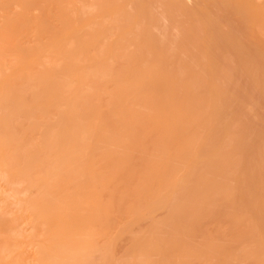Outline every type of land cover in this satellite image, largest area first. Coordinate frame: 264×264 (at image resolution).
I'll use <instances>...</instances> for the list:
<instances>
[{"label":"rangeland","instance_id":"obj_1","mask_svg":"<svg viewBox=\"0 0 264 264\" xmlns=\"http://www.w3.org/2000/svg\"><path fill=\"white\" fill-rule=\"evenodd\" d=\"M55 1V0H54ZM122 1L123 0H119V2H118V4L114 7V9H111V11L113 12H110L112 15L114 14V16H116V17H114V16H111V14H110V16L112 17V18H114L115 20H117V19H120V18H117V16L118 15H120L121 14V12H123V10L124 11H130V14L133 16H125L126 18H128V19H130L129 17H132V23H131V21L130 20H128V23L127 24H125V23H123V24H125L126 26H122V24H121V28H119L117 31L116 30H114V31H116L115 33H113V35H111V33H110V28H112V26L113 25H111L112 23L114 24L115 23V21L113 20V19H111V20H113V21H111L109 18H105L104 16L103 17H99L100 18V20L101 19H103V18H105L104 19V23L102 22V20H101V22L103 23H101L100 22V20L99 19H97L95 22L97 23V24H99L98 22H100L101 24L99 25V27H98V25H96V28L94 27V26H92V24L90 25V29H96L95 31H97V29H98V32H95L96 33V37H88V39L86 38L87 36H89L88 35V33H87V36L83 39L84 41L86 40H89V41H87V43L88 44H90L91 43V45H93L94 44V46L96 45L95 44V42H94V40L93 39H95V40H97V36H98V34H99V37H105V36H107V33L109 32L110 33V35L108 34V37H105L106 39L108 38L109 40L107 41L106 39H104L106 42H108V44L111 46L110 48H111V50H109L108 52H106V55H107V57H109L110 58V56H111V53H115L114 55H116V53L118 54L119 52L117 51V52H115V51H113V52H111L112 50H115V48L117 47V45L119 46V44H122V47H125L126 49H129V52L128 53H132L133 55H134V59L136 60V62L139 60H141V62H137V63H140V64H142V63H144L143 65H147V66H150L149 67V69H151V73H149L148 75L150 76H148L149 77V81H150V83L153 85V88L151 89V91H150V89H149V87H145V86H138V84L137 83H135L136 85H137V87H136V85H134L133 86V81L132 82H130L129 83V79L131 78V76L133 75V72L132 73H130L131 71L130 70H126L125 69V72H127V74H125L124 73V75H122L121 76V74L119 75V76H121V78H118V76H114L113 78H109V79H107V80H102L100 83H101V85H103L102 87H105L104 85H106L107 83H110L111 85L113 84V82H116L114 85L115 86H117L118 88L120 87V89H119V91H120V95L119 94H116V93H118V92H116L117 90V88L116 87H113V86H110V87H112V89H114V88H116L114 91L109 87V85L110 84H107L108 85V87L110 88V91H109V88H105V92L108 94H106L105 92H103V91H101V93L102 94H98L99 96L101 95L102 97H104V98H102L101 97V99H99L100 97L98 96V100H102L101 101V103H99L100 101H98V106H97V108L101 111H104L105 110V113H106V115L104 114V118H101L102 117V114L101 113H97L98 112V110H97V115H95V120H93V122L92 121H89V122H91V123H88V124H86L87 123V120H90V118L89 119H86V123H85V125L87 126V125H89L90 126V124L92 125L95 121H96V123H95V125H93L92 127L94 128V130H93V128L90 126V128H89V130H88V132H90L91 130V128H92V132L89 134H87V141L86 140H84L85 141V145L86 146H88L87 147V152H86V150H85V153H84V155L85 156H83V157H86V158H84L83 159V163H85V161H86V163H85V165H84V167H83V172H85L86 170H90L91 168L90 167H92L94 164L92 163V160H93V157H94V160L96 161L97 160V156L98 157H100L99 155H102V153L103 152H106V156H105V153H103L104 154V156H102V161H104L103 163H106L105 161L107 160V159H109L110 160V156L112 155V156H114L115 154V152L118 150V151H120L121 149H122V152L120 151L119 152V154L116 152V155L118 154V156L119 155H121V158H122V160H123V153H124V155L126 154L127 156H128V153H129V158H127V156L125 155L124 157H126L125 159H126V163H127V161H128V164L129 163H131L130 165L133 167V166H136L135 168L133 167V169H134V171H136V172H134L133 174H137L135 177H134V175L133 174H131V176L133 177V178H131L130 180H129V173H130V170H131V172H132V167H130V165H126V163L124 162V161H121V162H124V164L125 165H123V163H120L119 161H118V159H120V157H117L116 159L115 158H112L111 159V161H109L110 163L109 164H107L106 163V168L108 169L111 165H114V163L112 164L111 162L113 161V159H114V161L113 162H115L116 160L118 161H116L117 163H118V165H119V163H120V165L122 164L123 165V167H125V166H129V167H125V168H123V169H126L127 170V168H131L129 171L127 170V171H122V166H121V169H120V167L119 166H117L118 167V169H119V171H120V173H118V171H117V167H115V168H112L113 170L114 169H116V174H117V176H119L120 178L118 179V180H116L118 177H115V175H114V177L116 178H114L115 180H113V182L111 183L112 184V186L110 185V182L109 181H106V175L108 174L109 175V173H111V171H113L111 168L110 169H106V168H104V166H105V164H103L102 162H101V160L100 159H98V167L97 166H95V165H97V164H95L94 165V168L92 167V172L90 171V173H93V174H91V175H88L89 173V171H86L85 172V174L83 175V186L85 187V185L90 181H92V179H96L97 180V178H98V182H100V183H97L98 185V187H96L97 188V190L99 189V190H103V192H102V190L101 191H99V193H97L98 191H94L95 190V188H92V191L94 192V194H95V196H97V197H95V199L97 198H99V199H103L104 201H101V203H99V199H98V203H96V207H98V206H100L101 205V210H100V208L98 207V208H96V207H93V206H95L94 204L92 205V210L93 211H88L89 213H87L86 212V214H88V217H86V215H85V217H83V222L85 221V222H87L88 223V221H89V223H94V224H92L91 226H93V227H91L90 226V224H89V226H90V229H89V227H88V229H89V231L91 230V233H93L94 234V232L95 233H97V236L94 234V237H91V235L93 236V234H90L89 235V237H85V238H83L84 237V233H83V235L81 234L80 236H83L82 238H79L80 236H78L79 235V233L77 234V233H75V234H69V232H68V235L66 236V233H65V230H63L64 231V235L62 234V232L63 231H61L60 232V228L59 229H57V227L55 228V229H50V231L52 232V234L54 233V231L56 232V233H54L53 235H54V237H55V239H54V237H52V236H50L49 237V235H51L50 234V231H48L49 233H47L46 232V227H44L43 226V223L41 224H36V223H33L32 221L30 222V220H28V219H24L23 217L25 216L24 214L23 215H20V213L21 212H23V213H25L26 214V209L27 208H29L30 207V201L31 200H29V199H32V198H34L35 197V195L37 196H39L41 193H43V191L45 190V189H47L49 186H50V183L49 184H47L48 182H51V180L50 179H48L49 177L48 176H50V175H47L46 176V174L44 175V173L42 174V176L40 177L41 179H38L36 182H37V184H36V182L35 183H33V184H31L32 186H31V188L33 187H35L34 188V190H33V188H32V192H30V190H31V188H29L30 186L28 185V181L26 182V184L28 185H26L25 184V182L24 181H26V179H28V177L29 176H27L26 177V175H29V172H27V174L25 173L28 169H29V167H27V168H24L25 167V165H20V166H17L16 167V169H19V170H15V173L18 175V180H17V177H15L16 178V180H14V179H12L13 177H11V176H13V174H14V170L13 171H11L12 172V174L11 173H9L6 169H4L5 167H3V165L1 164V166H0V174H2L1 176H0V213H6V214H4L3 216H5V219H7V220H12L13 218H14V220H16V221H14L16 224L14 225V223H13V221H12V225H14L13 227H14V230H16V231H14V230H10L11 232H9L8 231V234H5V233H2V235H0V245H1V243H3L4 242V239H5V242L3 243V246L5 247V249H3L4 251H3V254L4 255H6L5 257H3V261L1 260L0 261V264H6V262H7V264H8V262H9V264H13V263H16L17 261L19 262V264H35V262H37L36 261V259L37 258H39L38 257V255H39V253H38V255H37V250L35 249V247H39V245H40V250H42V249H44L45 247L48 249V251L47 250H45V253H46V251H47V254L48 253H50V254H52V256H50L53 260H55L56 258H57V256H59V254H61V256H59L60 258H58V259H60V261L62 260V259H65L64 260V262H68L67 260L68 259H70V261H73V254H71V253H69V255H71V256H66L67 254H68V252L67 251H64L65 253H66V255H65V253H64V258H62V255H63V253H60L62 250H65L62 246H61V244H60V246H59V244L57 243V245H56V241L57 242H59V240L62 238V242H63V240L64 239H67V240H71L72 239V241H77V243L78 242H80L81 241V239L83 240V243H86V246L88 245V244H90V242L92 243V241H94L93 242V244H90V246L91 245H93L92 247H90L89 245V247H90V249H89V247H88V249L89 250H87V247L85 246V245H83V247L86 249V250H84V248H81L80 247V249H82V250H84L85 252H81V251H78V255L80 256V257H82V259H83V262H85L86 263V261H87V263L89 262L90 264H127V263H131V262H133V260L134 259H137V260H135L133 263H131V264H140L141 262H143L144 264H145V260H146V264H148V263H150L151 264V262H153L152 264H258V262L259 261H261L263 264H264V46H262V45H264V34L262 33L261 34V32L262 31H260V30H258L257 28H262L263 29V32H264V0H247V1H245V0H238V1H240L239 3H238V1L237 0H235V1H233V0H182V2H184V3H187L186 5H188L189 7H194L195 8V11L194 12H190V11H188V10H186V8H185V10L183 9V8H181V9H176V8H174L173 7V9L177 12V21H174V22H172V21H169V16H168V14L169 13H171V12H174V10L171 8V7H169L168 6V3L169 2H171L170 0H166L165 2H164V0H153L154 1V3H155V5H154V3H152L153 1L152 0H148V3H147V1H146V4H147V8H144V7H140V6H138L139 8H142V9H140L141 11L143 10L144 11V9L146 10V12H147V15H146V17H143V19L141 18V19H139L140 18V15L135 11V2H127L126 3V5L124 6V8H121L120 6H122V5H124V2L122 3ZM149 1H150V4H149ZM161 1H163V2H161ZM168 1V2H167ZM189 1H191V2H189ZM230 1V2H229ZM84 3H85V10H86V13H85V16L86 15H88V14H90L91 12H93V11H95V9H93V7H91L90 6V4H92V0H87V1H83ZM236 2V3H235ZM247 2V3H246ZM36 3V2H35ZM131 3H132V5L133 6H131ZM166 3V4H165ZM234 3V4H233ZM241 3V4H240ZM246 3V4H245ZM251 3V4H250ZM255 5V7H254V5ZM34 4V3H33ZM33 4H32V6H33ZM163 4V5H162ZM228 6H227V5ZM36 5V4H35ZM34 5V6H35ZM39 5V4H38ZM38 5H37V7H38ZM46 3L45 4H42V6H41V4H40V8L41 7H43V8H41L40 10H42L43 11V9H44V7L46 8L47 6V8L46 9H44L45 10V12H44V14L42 15L41 14V12L42 11H40V10H37L38 8H35V10L34 9H32L31 7H29V8H31V13L30 12H28V13H30V14H34V15H37L38 13H40V14H38V17L37 16H35V17H37L38 19H40V18H43V21L45 22L46 21V18H47V20H49L50 21V19H52L51 21H53V22H51L50 21V25H49V27H53L54 25L53 24H51V23H54V24H56V22H58L57 20H59L60 21V19H62V18H60L59 17V14H57V16H56V14H54V11L57 9L59 12H60V9H62L61 7L63 6V5H58L60 8H58V7H56L57 6V3L56 2H49V5L47 4L46 6ZM52 5H55L54 7H56V9L54 8V7H52ZM151 6V8H150V6ZM33 6V7H34ZM163 6L166 8H163ZM252 6V7H251ZM260 6H262V7H260ZM36 7V6H35ZM149 7V8H148ZM153 7H155V8H153ZM186 7V6H185ZM213 7L214 8H216V9H213ZM234 7V8H233ZM237 7H239V8H237ZM244 7V8H243ZM248 7V9H245V8H247ZM251 7V8H250ZM257 7H258V9H257ZM144 8V9H143ZM240 8H241V11H240V13H239V10H240ZM254 8V9H253ZM13 9V11H15L14 10V8H12ZM48 9V10H47ZM53 9H55V10H53ZM121 9V10H120ZM131 9V10H130ZM152 9V10H151ZM203 10V12H202V10ZM212 9V10H211ZM244 9H245V11L246 10H248V11H246V12H244ZM34 10V11H33ZM46 10H47V12H50L49 14H51V16L49 15V14H47L46 13ZM53 10V11H52ZM56 10V11H57ZM154 10V11H153ZM157 10V11H156ZM184 10V11H183ZM201 10V11H200ZM216 10V11H215ZM237 10V11H236ZM250 10V11H249ZM29 11V10H28ZM33 11V12H32ZM40 11V12H39ZM55 11V12H56ZM57 11V12H58ZM119 11V13L117 14L116 12H118ZM182 13H180V12ZM242 11H243V13H242ZM56 12V13H57ZM115 12V13H114ZM127 12V13H128ZM156 14H158V15H156ZM159 12V13H158ZM165 12V13H164ZM188 12V13H187ZM199 12H201L202 14H200ZM237 12V13H236ZM248 12V13H247ZM249 12L250 13H252L251 15H249ZM43 13V12H42ZM162 13H163V15H165L164 16V18L162 17ZM196 15H195V14ZM247 13V14H246ZM29 14V15H30ZM47 14V15H46ZM60 14H61V12H60ZM117 14V15H116ZM129 14V13H128ZM178 14H179V16H178ZM190 14H191V16H194L193 17V19H195V20H193L192 18H188V17H186L187 15H189L190 16ZM246 14V15H245ZM33 15V16H34ZM41 15L43 16V17H41ZM198 15V16H197ZM201 15V16H200ZM241 15H242V17H241ZM33 16H29V17H33ZM44 16H46V17H44ZM49 16V17H48ZM56 16V17H55ZM109 16V17H110ZM167 16V17H166ZM202 16H203V18H202ZM248 18H247V17ZM40 17V18H39ZM51 17V18H50ZM59 17V18H58ZM110 17V18H111ZM119 17V16H118ZM122 17L125 19V17H124V14L122 15ZM157 17V18H156ZM183 17L186 19V21H188V19H189V21H188V23L189 24H187V25H189V27L191 28V29H193L192 28V25L194 26V29L193 30H195V32L193 33V30H191V32H190V28L188 29L187 27H185V26H187L186 25V23L187 22H185V19H183ZM201 19H204V20H202L201 22L200 21H198V19L200 20V18ZM250 17V18H249ZM1 18H3V17H1ZM36 18V19H37ZM44 18H45V20H44ZM57 18V20H55ZM137 18L139 19V20H141V24H139V22H137ZM162 18V19H161ZM179 18V19H178ZM183 19V23L181 22L182 21V19ZM235 18V19H234ZM33 19H34V17H33ZM31 19L32 21H34V20H36V19ZM109 20V21H107V20ZM134 19V20H133ZM156 19H158V20H156ZM159 19H161L160 21H159ZM180 19H181V21H180ZM30 20V21H31ZM41 20V19H40ZM127 20V19H126ZM138 20V21H139ZM222 20V21H221ZM42 21V23L40 24L41 26H40V28H42V26L44 25V22ZM48 21V22H49ZM62 21V20H61ZM117 21H120V20H117ZM129 21H130V23H129ZM155 21H156V23L157 24H159V26L158 25H156L155 26V28L157 29H155V28H153V30H154V32H153V30H152V26L154 25V24H156L155 23ZM158 21V22H157ZM210 21V22H209ZM109 23V27H107L108 29H109V31H108V29L106 30V28L104 27V25L105 24H108ZM127 22V21H126ZM138 23V25H137V27L139 26V27H142L141 29L139 28V32L140 33H138L137 34V32L135 33V32H133L135 29H137V30H135V31H138V28L136 27V26H133L134 25V23ZM185 22V23H184ZM197 22L200 24V26L197 24ZM208 22V23H207ZM212 22V23H211ZM259 24H258V23ZM46 24L45 25H47V22H45ZM58 23H60V22H58ZM96 23H94L93 25H95ZM135 23V24H136ZM171 23V24H170ZM173 23H176L177 25H174ZM191 23H192V25H191ZM203 23H205V25L203 24ZM214 26H213V25ZM259 26L260 25V27H258L257 25ZM31 25V24H30ZM30 25H29V27H30ZM53 25V26H52ZM60 25V24H59ZM129 25V26H128ZM173 27H172V26ZM208 25V26H207ZM255 25H256V27H255ZM56 26V25H55ZM106 26V25H105ZM163 26V27H162ZM165 26L167 27V26H169V32H168V30H167V28H165ZM180 26V27H179ZM211 26V27H210ZM31 27H33L32 25H31ZM35 27V26H34ZM33 27V29H31V30H33L30 34H32L34 31H36V30H38V29H36V28H34ZM77 27V26H76ZM75 27V28H76ZM92 27V28H91ZM126 27V28H125ZM130 27V28H129ZM131 27H132V30L130 31V29H131ZM154 27V26H153ZM172 27V28H171ZM177 27H178V29H177ZM182 27V28H181ZM201 27V28H200ZM37 28H38V26H37ZM55 28V27H54ZM58 24H57V31H55V32H57V33H59L58 32ZM78 28V27H77ZM87 28V29H86ZM86 28H83L84 29V33H85V35H86V32H85V29L86 30H89L88 29V27L86 26ZM101 28H105L104 30H101ZM170 28L172 29L171 31H173V32H171L170 31ZM175 28V29H174ZM181 30H180V29ZM197 28V29H196ZM254 28H255V30H254ZM36 29V30H35ZM121 29V31H119ZM124 29V30H123ZM145 29V30H144ZM200 29V30H199ZM205 29V30H204ZM207 29H208V31H207ZM30 30V29H29ZM52 30H53V28H52ZM123 30V31H122ZM150 32H148V31ZM164 30H166L168 33H166V31H165V33H163L164 32ZM185 30H188L187 32L185 31ZM199 30V33L197 32V31ZM238 32H237V31ZM39 31V32H38ZM37 31V33H39V36L42 38L41 39V41H39L40 40V37L37 35V33H34V34H32L31 36L30 35H24V37L25 36H27L26 38H21L22 40H26L27 38H28V41H30V43H33V42H35V43H41V45L43 44V45H48V43H50V42H48V43H46V42H42V41H46L45 40V37H46V39L47 38H49L50 37V35L49 34H47L46 32H48V30L45 32L44 31V34L42 33L43 31L41 30V29H39ZM50 32H51V29L49 30ZM59 31H61V30H59ZM102 31H104L103 33H102V35H104V33H106V35L105 36H102L101 35V32ZM119 31V32H118ZM128 31H130L129 33L130 34H134L135 35V38L134 39H136V41L134 40V39H130V40H128V37H126V36H128L129 35V38L131 37L130 36V34L128 33L127 34V32ZM162 32V35H161V33H158V32ZM177 31V33L178 34H176L175 35V32ZM181 31H184V32H181ZM28 32H30V31H28ZM27 32V33H28ZM88 32H90V30L88 31ZM124 32V33H123ZM144 32V33H143ZM146 32V33H145ZM171 32V33H170ZM197 32V33H196ZM27 33H25V34H27ZM40 33H41V35H40ZM72 33V35H73V33L74 32H71ZM84 33H83V36H84ZM126 33V35H124ZM156 33V34H155ZM185 33H188V35H190V36H187V34H185ZM201 33V34H200ZM48 35V37L46 36V35ZM51 35L53 34V33H50ZM133 34H132V38H133ZM146 36H145V35ZM154 36H152V35ZM158 34V35H157ZM161 36H160V35ZM164 34H165V36H164ZM173 34V35H172ZM181 34V35H180ZM252 34H255V36L254 35H252ZM42 35H45V36H43L42 37ZM60 35V34H59ZM76 35V34H75ZM101 35V36H100ZM122 35H124V36H122ZM136 35L138 36V37H136ZM142 35V37H140ZM143 35L146 37H143ZM177 35H180V37H178ZM192 35V36H191ZM252 35V36H251ZM33 36H34V39L36 40V39H38V37H39V39L37 40V41H39V42H37V41H32L33 40ZM37 36V37H36ZM116 36L118 37V36H120V40H119V38H116ZM149 38H148V37ZM156 36L157 37H159V38H156ZM172 38H171V37ZM173 36H177V37H174L173 38ZM182 36V37H181ZM52 37V36H51ZM63 37V38H62ZM99 37H98V39H99ZM110 37V38H109ZM125 37V38H124ZM193 39H192V38ZM201 37V38H200ZM31 38H32V40H31ZM61 38L64 40V38H66V37H64V36H61ZM60 38V40H62ZM68 38V37H67ZM145 38V39H144ZM153 38L155 39H157V42H158V40L161 42V43H163V41H164V43H163V46H161L159 43H156V41L154 42V40H153ZM164 40H163V39ZM166 38V39H165ZM180 38V40H178V41H182L183 43H186V42H188L187 44H186V46H184V44L182 43L181 44V42L179 43L178 41H174L173 43H171L170 41H173V39L174 40H177V39H179ZM30 39V40H29ZM44 39V40H43ZM92 39V40H91ZM116 39H118L119 41L117 42V40ZM125 39V40H124ZM126 39H127V42L128 41H130V43H132L131 42V40H134L133 41V44H126L127 42H126ZM140 39V40H139ZM147 39V40H146ZM161 39H162V41H161ZM184 39V40H183ZM24 40V42L23 41H20L21 43H25V45H27L29 42L26 40L25 41ZM47 40H49V39H47ZM51 40V39H50ZM100 40H102V39H99L98 41H99V43H100ZM121 40H122V42H123V40H124V42L123 43H125V44H123L122 42H121ZM141 40H143V41H141ZM151 40H152V42H151ZM170 40V41H169ZM197 40V41H196ZM85 41V42H86ZM97 41V42H98ZM105 41H102L103 43V45H105L104 43H106ZM111 41V42H110ZM114 41V42H113ZM167 41H169L170 42V45H169V42H167ZM186 41V42H185ZM204 41V42H203ZM26 42H27V44H26ZM62 42V41H61ZM117 42V45L115 44V46L113 45L114 43H116ZM121 42V43H120ZM137 42V43H136ZM142 42L143 44V46L140 44V43ZM149 42V43H148ZM86 43V44H87ZM93 43V44H92ZM146 43V44H145ZM155 43V44H154ZM200 43V44H199ZM219 43V44H218ZM102 44H99V45H102ZM107 44V43H106ZM107 44V45H108ZM139 44L141 45V46H139ZM146 45V47H145V45ZM173 44V45H172ZM174 44H176V45H174ZM189 44H190V46H189ZM210 44V45H209ZM30 45V44H29ZM32 45V44H31ZM90 45V46H91ZM106 45V46H107ZM113 45V46H112ZM127 45H128V48H127ZM130 45V46H129ZM131 45H134V46H131ZM192 45V46H191ZM207 45V46H206ZM213 45V46H212ZM217 47H216V46ZM224 47H223V46ZM137 46H139V48H141V49H139L140 51H138L137 50ZM197 46V47H196ZM206 46V47H205ZM215 46V47H214ZM244 46H246V47H244ZM115 47V48H114ZM137 47V48H136ZM144 47V48H143ZM157 47V48H156ZM169 47L171 48V49H169ZM174 47V48H173ZM176 47V48H175ZM220 47V48H219ZM261 47V48H260ZM95 48H97V47H95ZM103 48V47H102ZM165 48H167V49H165ZM187 48V49H186ZM191 48L192 50H189V49ZM219 48V49H218ZM239 48H240V50H239ZM258 48H259V50H258ZM144 49H146V51L147 52H151L152 53V56L150 55V56H148L150 53H146V54H148V55H146L145 54V50L143 51ZM159 49V50H158ZM175 49H177L176 51H175ZM205 49H206V51H205ZM216 49V50H215ZM250 49V50H249ZM252 49V50H251ZM173 50V51H172ZM179 50H180V52H179ZM246 50V51H245ZM258 50V51H257ZM10 51V50H9ZM130 51H132V52H130ZM165 53H164V52ZM167 51V52H166ZM171 52V54H168L169 52ZM175 51V52H174ZM192 51H194L195 53H193ZM197 51V52H196ZM242 51V52H241ZM11 52V51H10ZM9 52V53H10ZM111 52V53H110ZM178 52V53H177ZM183 52V53H182ZM184 52L186 53L185 55H183L184 54ZM238 52V53H237ZM241 52V53H240ZM248 52V53H247ZM260 52V53H259ZM8 52H7V55H8V60L9 61H12L11 59L13 58H10V56L9 55H11L12 54V52L9 54ZM124 53V52H123ZM125 53H127L126 51H125ZM141 53H142V55H141ZM180 53V54H179ZM197 53H199V55L197 54ZM253 54V56H252V54ZM112 54V56H114ZM140 54V55H139ZM163 54V55H162ZM172 54H173V56H172ZM197 55V56H195V55ZM242 54V55H241ZM120 55V54H119ZM118 55V56H119ZM132 55V56H133ZM139 56V57H137V56ZM166 57H165V56ZM169 55V56H168ZM179 55H180V57H179ZM227 55V56H226ZM244 55V56H243ZM12 56V55H11ZM111 56V57H112ZM117 56V55H116ZM117 56V57H118ZM198 56H200V58L201 59H203V57H204V60H201ZM220 56V57H219ZM229 56H232L231 57V59L229 58ZM241 56V57H240ZM246 57L247 59H245V58H243V57ZM171 57V58H170ZM173 57V58H172ZM178 57L180 58L179 59V62H178ZM183 57V58H182ZM228 57V58H227ZM7 57H5V60H7L6 59ZM27 58V57H26ZM33 57H30V59H24L23 60V62L22 61H19V63H20V66L17 64L18 62H15L14 64H13V68H12V64H8V65H10V66H8V65H6L5 63L6 62H4V64H3V67H4V65H6V66H8V67H6V73L3 75V72H2V75L0 74V87L2 88V82H3V80H7V81H10L11 80V76L13 77V76H15L18 72H20L21 71V73L19 74L18 73V75H16V77L17 78H19V77H22L23 79H24V81H22L21 82V85H23L22 83L24 82V83H26L27 82V84H29V83H31V81L28 83V80H30L29 78H27V70L29 71H31V69H32V72L33 71H35V72H33L34 74H37L38 73V69H40V68H38V69H36L37 67H38V65H39V62H36L35 63V61L32 59ZM45 58V57H44ZM112 58H114V57H112ZM132 58V59H133ZM138 60H137V59ZM139 58H141V59H139ZM144 58V59H143ZM150 58V59H149ZM184 58H186V59H184ZM191 58H192V60L193 61H195L196 62V64L197 65H199V66H197L194 62V64H191L192 62L190 61L191 60ZM219 58H222V59H219ZM243 58V59H242ZM34 61H32V60ZM45 59H47V58H45ZM118 59H120V58H118ZM118 59L117 58H115V62H117L118 61ZM133 59V61H135ZM223 59L226 61V62H223ZM229 59V60H228ZM2 61H5L4 59H1ZM8 60H7V63H8ZM36 60V59H35ZM121 60H123V59H120L119 61H121ZM170 60H171V62H170ZM181 60V61H180ZM221 60V61H220ZM230 60H232V62H230ZM233 60H234V62H233ZM28 61V62H27ZM29 61H32V63H30ZM37 61V60H36ZM43 61H45L44 59H43ZM117 62V63H115L116 65H118L119 63L121 64V62ZM144 61H146V62H144ZM169 61V62H168ZM176 62H178V64H176ZM181 62V63H180ZM191 62V63H190ZM221 62H223V63H221ZM228 62V63H227ZM27 63H30V64H27V65H29L28 67H27V65L26 64ZM35 63V65H32V64H34ZM167 63V64H166ZM171 63V64H170ZM165 64V65H164ZM228 64L230 65V66H228ZM236 66H234V65ZM24 65V66H23ZM25 65H26V67H25ZM172 67H171V66ZM175 65V66H174ZM178 65H181L180 67H182V69L181 70H183L184 72V75H185V77H182V75H183V73H182V75H181V72H180V70L178 69ZM197 66V67H195V66ZM0 66H2V65H0ZM33 67V68H31L30 69V67ZM36 66V67H35ZM88 65H87V62L85 61V63H76V65H74V70L76 71V76L74 77V81H73V79H72V81H73V83L72 84H74V85H77V83L79 82V84H80V81H78L79 80V78H77V77H79L78 76V73L79 72H81V71H85L86 69H88V68H85V67H87ZM120 66V65H119ZM147 66H145V67H147ZM168 66H170V68H168ZM191 68H190V67ZM9 67H10V69H9ZM25 67V69H26V71L23 69ZM65 69H64V68ZM118 67V66H117ZM167 67V68H166ZM175 67H177V68H175ZM179 67V68H180ZM202 67V68H201ZM231 67V68H230ZM12 68V69H11ZM29 68V69H28ZM154 68V69H153ZM229 69V70H231L232 72L230 73V71L229 70H227V69ZM1 69V68H0ZM8 69V70H7ZM34 69H36L37 70V73H36V70H34ZM60 69H62V71L60 70ZM60 69H58L57 70V72H58V74H60V75H62V73L64 72V70H67V68L65 67V66H63L62 65V67L60 68ZM156 69V70H155ZM169 69H171V70H169ZM173 69V70H172ZM178 69V70H177ZM2 71L4 70V68L3 69H1ZM14 70H16V71H14ZM59 70H60V72H59ZM152 70H154V71H152ZM158 70H162V71H164V72H159ZM166 70V71H165ZM240 70V71H239ZM5 71V70H4ZM23 71V72H22ZM130 71V72H129ZM133 71V70H132ZM157 71V72H156ZM170 71H172V73H170ZM174 71H179L178 73L181 75V77H180V75L178 76L177 75V73H176V75L179 77H177L174 73ZM219 71V72H218ZM1 72V71H0ZM11 72V73H10ZM153 72V73H152ZM168 72V73H167ZM16 73V74H15ZM154 73H156V75L154 74ZM159 73H160V75H161V77L159 78ZM163 73H167L168 74V77L167 76H164L163 77V75H166V74H163ZM220 73H222V75H224L226 78H224V76H222ZM10 76H9V75ZM123 74V73H122ZM163 74V75H162ZM169 74H170V76H169ZM188 74V75H187ZM8 75V76H7ZM58 76L59 78L61 77V76ZM143 75V74H142ZM146 75V74H145ZM152 75H155L156 76V78L155 79H151L153 76ZM187 75V76H186ZM7 76V77H6ZM19 76V77H18ZM134 76H136V74H134ZM152 76V77H151ZM154 76V77H155ZM174 76V77H173ZM223 78H221V77ZM116 77V78H115ZM128 77H130V78H128ZM153 77V78H154ZM159 79H158V78ZM176 77V78H175ZM187 77H189V79H187ZM8 78V79H7ZM10 78V79H9ZM115 78V79H114ZM127 78H128V80H127ZM181 78V79H180ZM246 78V79H245ZM15 77H13V79H12V81H15ZM21 79V78H20ZM26 79H28L27 81H26ZM151 79V80H150ZM160 79H161V81H160ZM179 79V80H178ZM239 79H240V81H239ZM32 80V79H31ZM128 82H127V81ZM152 80H153V82H152ZM219 80H220V82L222 83H220L219 82ZM241 80H243V81H241ZM26 81V82H25ZM49 81H51V82H53L52 84H55V83H57V82H54V81H52V80H49ZM78 81V82H77ZM124 81H126L127 83H125L124 84ZM159 81L161 82V83H159ZM187 81H189V83H187ZM35 82V81H34ZM51 82H49V83H51ZM75 82V83H74ZM120 82H121V84H120ZM171 82H173V83H171ZM202 82H204V83H202ZM217 82V83H216ZM228 82V83H227ZM231 82V83H230ZM244 82V83H243ZM32 83H33V80H32ZM44 83L46 84L47 82H45L44 81ZM49 83H47V86L49 85ZM123 83V84H122ZM129 83V84H128ZM175 83H176V85L177 86H179V87H177V86H175L174 87V85H175ZM191 83V84H190ZM198 83V84H197ZM27 84L26 85H24V87H28V88H30V86H27ZM118 84H120V85H118ZM128 84V85H127ZM170 85V86H172V88L175 90V88H176V92H175V95H178L177 93H179V92H177V90H179V88L181 89V87H182V91H181V93L183 94H181L180 93V95H178L177 97L176 96H174L177 100H175V98L173 97V95L174 94H171V96L169 95V96H167L168 95V92L170 93V89H171V87L170 86H167V88L169 89V90H167L166 89V87L165 86H161V85ZM186 86H185V85ZM232 85V87H231V85ZM107 85H106V87H107ZM127 85V86H126ZM188 85V86H187ZM191 85V87H192V89H193V91H191V92H189L190 90H191V88L188 90V88L187 87H189ZM213 85V86H212ZM248 85V86H247ZM35 85H33L32 84V88H31V90L30 89H28V92H30V93H28V97H25L27 94V92L25 93L24 91H25V89H23V87L21 86V88H22V90H24L23 91V94H22V97H25V102L27 103V105L29 106V107H31V108H33L32 109V111L34 110V108H36L37 109V106H40L41 107V105L43 104V103H41V102H44L45 100H47V101H45L44 103H45V105L47 104V102H53L55 99H58L59 100V102H58V100H57V102H56V104L53 102V104L52 103H48L50 106L48 107V106H46L47 108H48V110L46 109V107L44 106V107H41V109L39 108L38 110H40V111H38L37 110V112H36V110L34 111V114L36 115V117L37 116H39V118H37V119H39V120H37L36 118H34L35 116H34V114H33V118H34V120L35 121H37L38 123H40L41 125H42V127H41V130H42V132H47L48 133V131H52V132H58V130L59 129H63L65 126H66V128L68 127V130L65 132V133H63L62 131V129H61V131L59 130V132H61V136H60V140H58L56 143L55 142H51V141H48L47 143H44V146H46V147H44L43 146V148H42V150L44 151V153L46 152V151H48L49 153V155L47 154V153H45V154H47L48 156H49V159H50V157L53 155V154H55V153H53V152H55L56 151V148H57V143H59V146H61V149L60 150H62V151H60V153H59V148H57V151H56V154H55V156H53L52 158H51V160H49L48 158H46V159H48L47 161H48V163L47 162H45L44 163V166H47V165H49V168L47 169V170H49L48 171V173H51L52 171H53V169H54V171H53V173L54 172H56V168H57V164H59L60 163V161H61V159L63 158L62 156H64L66 153H67V151L68 150H66L67 148H69V147H65V145L67 146V143L69 142V143H71L72 141H70V140H72V133L71 132H73L71 129H73V125H71L72 123L70 122V121H68L67 122V118L70 120V115H71V113L70 112H68V109L70 108V105H69V102L68 103H66L67 101L65 100V99H62L61 97H58V98H53V99H51V100H49L48 98H44L42 101H39L40 100V98H41V96L42 95H40V97L39 96H34L33 95V93L34 92H37V93H39V87H34ZM125 86V87H124ZM101 87V90L103 89ZM163 87H165L163 90H164V93H163V90H162V88ZM170 87V88H169ZM194 87V88H193ZM235 87V88H234ZM0 88V89H1ZM37 88V89H36ZM136 88H138V89H136ZM139 88H141V89H139ZM230 88V89H229ZM251 88V89H250ZM254 88V89H253ZM26 89V90H27ZM147 89H149L148 90V92H151V94H153V93H155V96H156V94L158 95L157 97H156V100H155V106H157L158 108H155V106L154 105H152V106H154V107H152V106H150V107H152V108H154L155 110H151V112H155L156 113V111H157V113L156 114H158L159 115V113L160 114H162L161 116L159 115V118L157 117L158 115H156L155 116V113H153V114H151V116H148V120L149 121H152L151 119H153V121L154 120H156L157 122H160V121H162L161 122V124H159V123H156V121H154L157 125L159 124V126L160 125H163L164 124V126H161V129H160V127L159 126H157L156 124L155 125H153L154 124V122H149L148 120H146L145 121V125L141 128L140 127V125H139V123L137 122H135V125L136 124H138L139 125V127L138 126H135V125H132V120H130L131 118H132V116H130L131 114H130V111H129V109L127 110V109H125L126 107L127 108H132L131 107V105H133L136 101H138V100H136V101H134L133 102V99L134 98H136V95L135 94H137L138 93V95H137V97L138 96H142L140 93H144L143 95H145V91L147 90ZM195 89V90H194ZM236 89V90H235ZM107 90V91H106ZM121 90H122V92H121ZM137 91V93L135 92V91ZM154 90V91H153ZM156 90V91H155ZM174 90H172V91H174ZM240 90V91H239ZM251 90H252V92H251ZM111 91L112 92H114L113 94L111 93ZM128 91H132V93L134 94H132V93H130V95H127V94H129V93H127ZM180 91V90H179ZM186 91H188V93H189V95H187V92L185 93ZM234 91V92H233ZM254 91V92H253ZM125 92H126V95H127V97H126V95H123V93L125 94ZM148 92H146V93H148ZM98 93H99V91H98ZM104 93V94H103ZM165 93H167V94H165ZM172 93V92H171ZM241 93H243V94H241ZM26 94V95H25ZM29 94H30V97H29ZM114 95L113 97H114V99L116 100V98L117 97H119V99L118 100H116L117 102H119L118 104L115 102V100H114V102L113 101H111L112 103H111V105L112 104H115V106L113 105V106H110V104H108L110 101L109 100H111V98H112V96H111V98H110V95ZM116 94V95H115ZM140 94V95H139ZM186 94V95H185ZM252 96H251V95ZM24 95V96H23ZM122 95L124 96L123 98H124V100L126 99L127 101L128 100H130V101H128L127 103H124V101H122V100H120V98H122ZM165 95V96H164ZM184 95L185 96H188L187 98H184V100H185V102H184V100H183V102L182 103H180L179 101L182 99V97H184ZM244 95V96H243ZM257 95V96H256ZM259 95V96H258ZM105 96H107V97H105ZM117 96V97H116ZM128 96H129V99H128ZM240 96V97H239ZM161 97V98H160ZM163 97V98H162ZM166 97V99H165V102H164V98ZM168 97V98H167ZM169 97L172 99V102H173V100H175V101H177L176 102V104H175V101L173 102V104L170 102L171 100H169L168 101V99H169ZM190 97V98H189ZM244 97V98H243ZM255 97V98H254ZM258 97V98H257ZM60 98V99H59ZM106 98H107V101H109V102H106L105 100H106ZM108 98H109V100H108ZM122 98V99H123ZM196 98V99H195ZM248 98V99H247ZM31 99V100H30ZM137 99H140V98H137ZM179 99V100H178ZM192 99V100H191ZM53 100V101H52ZM62 100V101H61ZM168 101V103L173 107V109L175 110L174 112L175 113H177L178 112V110H179V108H180V110H179V113H180V115L181 114H186V112H189V111H185V109H187V110H189L188 108H184L185 107V103H186V107H189V105H190V107H192L191 105L192 104H194L193 105V107L192 108H196L197 106V111L196 112H199L201 115H203L202 117H200L201 115L200 114H193V112H192V115H191V120H190V118L188 117L189 115H187L186 114V116L188 117H186L187 119H185V118H183V120L185 119V121L182 123V124H184L185 125V122H189L188 124H190V126H189V128L186 126H184V128H183V125L181 124V128L179 127V130H177L178 128V125L180 124H177L178 122H180V121H178L177 119L179 118V117H181L180 115H178V114H176L175 116H177L176 118H175V116H173V114H174V112L172 113L171 111V106L169 107L168 106V103H166L167 101ZM106 102V103H103V102ZM248 101V102H247ZM62 102V103H61ZM126 102V101H125ZM131 102V103H130ZM133 102V103H132ZM193 102V103H192ZM105 104V105H107V106H105L104 105V107H103V104ZM124 103V105H122ZM130 103V104H129ZM157 103H159V104H157ZM178 103V104H177ZM187 103H188V105H187ZM189 103H191V104H189ZM253 103V104H252ZM54 104H55V106H54ZM68 104V105H67ZM100 104V105H99ZM102 104V105H101ZM180 104H181V106L183 105L184 107H181L180 106ZM44 105V104H43ZM51 105L56 109V111L58 112L57 113V115L56 114H54L55 116L53 117L52 115L53 114H51V112L53 111L54 112V108L53 107H51ZM57 105V106H56ZM67 105V106H66ZM135 105H136V103H135ZM159 105V106H158ZM174 105V106H173ZM179 107H178V106ZM160 106H161V109H160ZM164 106H166V107H164ZM58 107V108H57ZM100 107V108H99ZM117 108V109H119V108H121V109H119V110H115V108ZM176 109H175V108ZM151 108V109H152ZM170 108V109H169ZM181 108H183L184 110H182L181 111ZM198 108L200 109L199 111H198ZM62 109V110H61ZM112 109V110H111ZM133 109V108H132ZM156 109H159V110H156ZM239 109V110H238ZM243 110V112H242V110ZM258 109V110H257ZM31 110V109H30ZM51 110V111H50ZM65 110V111H64ZM70 110V109H69ZM131 110V109H130ZM163 110H165L164 112H163ZM169 110V111H168ZM190 110H195V109H190ZM228 110V111H227ZM50 111V112H49ZM62 111H64V112H66V114L68 115V116H66V114L64 115V113H62ZM99 111V112H100ZM108 111V112H107ZM109 111H111V112H109ZM201 111V112H200ZM258 111H259V113H258ZM31 112V111H30ZM40 112V113H39ZM43 112V113H42ZM49 114H48V113ZM59 112H60V114H59ZM113 112V113H112ZM169 112H171L172 113V115L169 113ZM183 112V113H182ZM38 113V114H37ZM103 113V112H102ZM107 113L108 114H110V115H112V116H110V115H107ZM115 113V115H117L118 117H119V120L123 123H125L128 119H129V124L127 123V126H124V124H123V126L124 127H122V128H124V132L125 131H127V129L129 128V131L130 130H132V132H133V134L132 133H129V134H124L125 136V142H128L129 141V139L128 138H133V140L132 139H130V140H132L133 142H128V143H125L124 142V139H122L123 137L122 136H120V134H122V132H123V129H120L121 128V122L119 121V123H118V121H117V119H118V117L117 116H115V115H113ZM190 113H191V111H190ZM242 113V114H241ZM247 113V114H246ZM46 114H48L49 116L51 115L52 116V118L51 117H49L48 116V118H46V120H45V117H47V115ZM63 114V115H62ZM100 115H101V117H100ZM171 115V116H170ZM194 115V116H193ZM195 115H197V117L196 118H201V119H196L195 118ZM200 115V116H199ZM244 115V116H243ZM247 115V116H246ZM20 116H22V115H20ZM42 116V117H41ZM59 116H61V117H59ZM98 116V117H97ZM105 116H108L106 119H110L108 122H105V124L106 125H108L109 126V124L111 125H113L114 127H115V129H113L114 127H109V130H110V128L112 129V130H115V131H112L113 133L111 134V130H110V132H109V134L108 135H104L103 133H102V131L105 133V131L106 130H108V127H106L105 125H102L103 124V122L104 121H102V120H104L105 119ZM115 116V117H114ZM154 116V117H153ZM164 118H163V117ZM174 117V119L175 120H177L176 122H175V120L173 121V118H171V117ZM179 116V117H178ZM183 116V115H182ZM199 116V117H198ZM42 118V120H41V118ZM111 117V118H110ZM112 117H114V118H117L116 120H114V118H112ZM156 117V118H155ZM184 117V116H183ZM22 118V119H21ZM51 118V119H50ZM62 119V121H61V119ZM96 118H98L97 120H96ZM101 118V120H99ZM155 118V119H154ZM158 118V119H157ZM14 119V118H13ZM17 119H19V120H17ZM17 121L14 119V121H15V124L13 125V121H12V125L16 128L17 127V125H16V122H19L20 124H22L23 126H25L24 125V120L26 121V120H28L27 122H25V124H26V126L25 127H27V125L30 123V121L32 120H29L30 119V117H29V119H28V116H22V117H20V118H18L17 117ZM43 119H44V121L45 122H43ZM49 119V120H48ZM59 119H60V121H59ZM91 119H93V118H91ZM106 119H105V121H106ZM122 119V120H121ZM123 119H125L124 121H123ZM163 119H164V121H163ZM180 119V118H179ZM194 119V120H193ZM53 120V121H52ZM64 120H66V121H64ZM112 120H113V122H114V124H113V122H112ZM182 120V119H181ZM182 120V121H183ZM195 120H198V121H195ZM251 120H252V122H251ZM64 121V122H63ZM98 121H100L101 123H99V124H97L98 123ZM116 121H117V124H118V126L116 125ZM135 121V120H134ZM55 122H58V123H56L55 124ZM64 124H66L64 127L62 126V127H60V125H62L63 123ZM109 122H111V123H109ZM147 122L149 123L148 125H150V129H149V126L147 125ZM165 122V123H164ZM173 122H175L176 124H177V127H175L174 128V126L176 125L175 123H173ZM192 122V123H191ZM210 122V123H209ZM60 123V124H59ZM62 123V124H61ZM108 123V124H107ZM131 123V124H130ZM152 123V124H151ZM236 123V124H235ZM249 123V124H248ZM57 124H59L58 126H56ZM83 124H84V120H83ZM134 124V123H133ZM175 124V125H174ZM187 124V125H188ZM10 125H11V123H10ZM16 125V126H15ZM44 125V126H43ZM120 125V126H119ZM126 125V124H125ZM128 125H129V127H128ZM151 125H152V127H151ZM55 126H56V128H55ZM70 126V127H69ZM103 126V127H102ZM131 126L133 127L134 126V128H132V129H130L131 128ZM180 126V125H179ZM19 127V128H18ZM17 127V129H20V126H18ZM59 127V128H58ZM88 127V126H87ZM98 127H100V128H98ZM104 127H106V128H104ZM118 127V128H117ZM127 127V128H126ZM136 127H138V128H140V132L138 131V130H136L135 132H134V130H135V128ZM147 127V128H146ZM158 128V129H160V131L159 130H155V131H159L160 133H162L163 134V136L161 137L160 136V134H159V137L157 136L158 134L154 131V129L155 128ZM164 127H167V128H165V130H164ZM53 128L55 129V131H53ZM98 128V130H96ZM103 130H102V129ZM126 128V129H125ZM156 128V129H157ZM163 128V129H162ZM183 128V129H182ZM187 128V130H186V136H187V140H186V136H185V134H182L183 136H179L181 133H179V131L181 130H184V129H186ZM52 129V130H51ZM56 129H58V130H56ZM118 129H120L122 132H120ZM144 129H146V130H144ZM148 129V130H147ZM167 129H168V132H167ZM108 130V131H109ZM116 130H118L119 131V136L117 135V133H116ZM142 130H144V132H142ZM19 131V130H18ZM108 131H106L107 133H108ZM117 131V132H118ZM129 131H127V132H129ZM139 132V134L138 133H136V132ZM153 131V135H154V132L157 134V135H154V136H156L157 138H158V140L159 141H161L160 142V144H158V143H156V141H158V140H156L157 138L156 137H153V140L150 138V140H149V135H152V134H150L151 132ZM180 131V132H181ZM126 132V133H127ZM148 132H149V137H147L146 135L148 134ZM185 131H183V133H184ZM188 132H189V134H188ZM29 133V132H28ZM28 133H25L24 135V139H25V137H26V139H25V141L26 142H28L29 143V140L31 139V141H30V143L31 142H33V140H34V137H35V140H36V136H34L32 133H31V137L28 135V137H27V135L26 134H28ZM98 133H99V136H98ZM134 133H135V135H134ZM142 133V135H140ZM147 133V134H146ZM177 133V134H176ZM178 133H179V135H178ZM30 134V133H29ZM49 134V133H48ZM93 134V135H92ZM96 134V135H95ZM116 134V136H113V135H115ZM134 135L133 137H131L132 135ZM161 134V135H162ZM69 135H70V137H69ZM91 135V136H90ZM105 136V137H107V138H109V140L107 139V141L109 142V141H111V140H113L111 137H109V136H113V138L114 137H116L114 140H115V143L114 144H116V146H119V148L121 147V145H123L120 149H118V147L116 148V146L115 147H113V148H116V151H115V149H114V153H113V151H108V150H113V148L112 147H110L109 148V144H108V150H102V153L100 154V152H101V149H100V145H99V143L101 144V142L100 141H102V143L104 142V137L103 136ZM126 135H127V137H126ZM137 135V136H136ZM139 135V136H138ZM146 136L145 137V139L144 140H147V142L149 141L150 142V144H153V142L155 141V143L156 144H158L159 146H161L162 148L161 149H158V145H155L154 147H156V150H155V148L153 147V145H151L150 146V144H149V142H148V145H146L147 144V142L146 143H144L141 139H143V138H141L142 136ZM251 135V136H250ZM32 136H34L33 138H32ZM92 136H93V138H92ZM118 136V137H117ZM136 136V137H135ZM141 136V137H140ZM190 136H191V138H190ZM96 137H99V138H96ZM121 137V138H120ZM134 137L136 138V139H134ZM138 137H140L139 139L140 140H138ZM195 137V138H194ZM29 138V139H28ZM88 138H90V139H88ZM95 138L97 139V141H99L98 143H97V141L95 142L94 140H95ZM111 138V139H110ZM118 138H120V140H118ZM128 140H127V139ZM155 138V139H154ZM160 138V139H159ZM103 139V140H102ZM122 139V140H121ZM190 139H191V141H190ZM192 139L194 140L193 142H192ZM195 139H196V141H197V143H196V145H195V148H194V150H193V152H192V150L190 151L192 154L191 155H189V153L187 152L186 153V151H189L190 149H193V147L191 146V145H194L195 144ZM89 140H90V143H89ZM113 140V141H114ZM83 141V142H84ZM107 141H106V139H105V142L103 143L104 144V146L102 147L103 149H105L107 146H105V144L107 145ZM113 141H111V142H113ZM116 141L118 142V141H122L121 143H123V144H119V145H117L118 143H116ZM136 141V143L138 144V142H139V146L136 144V148L134 149V142ZM152 141V142H151ZM158 141V142H159ZM187 141V142H186ZM51 142V143H50ZM144 144V146L146 145L147 146V154L148 155H146V152L144 151V152H141V151H143V150H145L146 149V147H145V149H143L142 150V148H144V146L143 145H141L142 143ZM174 142V143H173ZM187 143V145H186V143ZM192 142V143H191ZM33 143H35V144H37V142H33ZM32 143V144H33ZM62 143H65V145H63ZM131 143V144H130ZM41 144V142L39 143V145ZM46 144V145H45ZM88 144V145H87ZM91 144H93V145H91L92 147V151L93 152H91V148H90V145ZM94 144H96V146H97V144L99 145L98 147V149L100 150V151H98V152H96L97 150L95 149V151H94ZM125 144V145H124ZM132 144H134V145H132ZM168 144V145H167ZM189 144H191V145H189ZM56 145V146H55ZM102 145V144H101ZM112 145H113V143H112ZM131 145V146H130ZM171 145V146H170ZM50 146V147H49ZM55 146V147H54ZM58 146V147H59ZM63 146V147H62ZM70 146V145H69ZM114 146V145H113ZM129 146V147H128ZM137 146H138V148H139V150L137 149ZM141 146H143L142 148H141ZM176 146H177V148H176ZM186 146H188L189 148H188V150H186L187 148H186ZM38 148H40L39 146H37ZM105 147V148H104ZM133 147V148H132ZM152 148V151H153V153L154 152H159V153H157L158 155H155L156 153H154V155L152 156L153 158L151 159V157H150V154L152 153V152H150L151 151V148ZM169 147V148H168ZM179 147V148H178ZM190 147H192V148H190ZM45 148V149H44ZM53 148H55L54 150H53ZM96 148V147H95ZM127 148V149H126ZM130 148H132V149H134L135 150V152L134 153H132V154H130ZM149 148H150V150H149ZM163 148H164V152H163ZM37 149V148H36ZM90 149V150H89ZM129 149V150H128ZM137 149V150H136ZM168 149V150H167ZM177 150V149H179V155H180V158L181 159H179L178 161H179V163H181V164H183V165H181V164H179L177 161H172V159H171V161L172 162H170V159L168 160V157L170 156H172L173 155V151L174 150ZM46 150V151H45ZM51 150V151H50ZM133 150V151H134ZM141 150V151H140ZM173 150V151H172ZM185 150V151H184ZM123 151H125V152H123ZM128 153H127V152ZM132 151V150H131ZM142 153V154H145V156L143 155L142 156V154L140 153V152ZM148 151H149V153H148ZM163 153H162V152ZM168 151V152H167ZM181 151V152H180ZM92 154H91V153ZM94 152H95V154L96 153H98V154H96L95 156H94ZM136 152H139L141 155H140V157H139V153H137L136 155H135V153ZM178 152V150L176 151V153ZM43 152H41V154L43 155L44 154ZM51 153V154H50ZM53 153V154H52ZM63 153H64V155H63ZM112 153V154H111ZM120 153H122V154H120ZM160 153H161V158H162V156H163V159H161L160 157L158 158V156H160ZM174 153H175V151H174ZM184 155H182V154ZM239 153V154H238ZM89 154H90V156H89ZM111 154V155H110ZM114 154V155H113ZM172 154V155H171ZM178 154V153H177ZM176 154V155H177ZM188 154V155H187ZM47 155H46V157H47ZM109 155V156H108ZM130 155H132L133 157V159L132 158H130ZM135 155V156H134ZM152 155V154H151ZM167 155V156H166ZM175 155V154H174ZM173 155V156H174ZM176 155H175V157H176ZM185 155H187L189 158L187 159V156H185ZM1 156V155H0ZM155 156H157L156 158H155ZM233 156V157H232ZM55 157V158H54ZM60 157H62V158H60ZM88 157V158H87ZM95 157H96V159H95ZM103 157H105V158H107L106 160H104L105 158H103ZM110 157V158H109ZM139 157V158H138ZM146 157V160L144 159ZM147 157H150V159H148ZM185 157H186V159H185ZM241 157V158H240ZM60 158V159H59ZM138 159L137 161H139L138 163H136L137 161L135 160L134 161V159ZM141 158V159H140ZM159 160H158V159ZM172 158V157H171ZM174 158V157H173ZM177 158H179V156L177 157ZM2 159V158H1ZM1 159H0V161H1ZM53 159V160H52ZM58 159V160H57ZM87 159V160H86ZM91 159V160H90ZM154 159H157L158 160V162L159 163H156V160H154ZM141 160H142V162H141ZM147 161V160H152L153 162H155V165H154V167H153V170L155 171V173H154V171L152 172L151 171V166L149 165V161H147V163L146 162H144V163H146L147 165H148V168L150 167V172L148 173L149 174V176H147V177H149L148 179L150 180L152 177H154L152 180L154 181V184H152L153 183V181H152V185H150V183L149 182H151V181H149L147 178V180L145 181V178H143V177H145V175L144 176H141L142 175V173L141 172H143L144 171V173L146 172V171H148L146 168H147V166L145 165V166H142L144 163H143V161ZM163 160H167V161H169V162H166L165 163V161L162 163V161ZM175 160H177L176 158H175ZM184 160V161H183ZM186 160H188L187 161V163H186ZM46 161V160H45ZM56 161V162H55ZM91 161V162H90ZM95 161H93L94 163H95ZM152 161H150V163L152 162ZM55 162V163H54ZM107 162H108V160H107ZM175 162H177L178 164L177 165H175ZM92 165H90V164ZM103 164L102 166V168L104 169L103 171H105L106 170V172H107V174H106V172L105 173H103V171L101 170L102 168L100 167L99 168V164ZM116 163V164H117ZM141 164V166H140V164ZM143 163V164H142ZM160 163H162V164H160ZM173 164V168L172 169H174L175 170V166L176 167H179V169H177L176 168V170L174 171V170H171L170 171V173L172 174L173 173V179H171V176L169 177V175L167 176L168 178H169V180L170 181H168V179L166 180L169 184H167L165 181L164 182H162L163 184L165 183V184H167V185H165L164 184V186L163 187H160L159 186V184L161 183L160 181L163 179L162 178V175H163V173H165V171L166 170H168L167 169V167L166 166H168L169 168H171L169 165H167V164H170V165H172ZM137 164V165H136ZM154 164V163H153ZM153 164H151V165H153ZM166 164V165H165ZM139 165V166H138ZM164 165H165V167H164ZM175 165V166H174ZM116 166V165H115ZM138 166V167H137ZM2 167H3V169H2ZM20 167V168H19ZM48 167V166H47ZM113 167V166H112ZM140 167V169H138ZM146 167V168H145ZM214 167V168H213ZM31 168V167H30ZM52 168V169H51ZM95 168H98V169H96L95 170ZM225 168H227V169H225ZM22 169H24V170H26V171H21ZM56 169V170H55ZM93 169H94V171H93ZM136 169H138L139 170V172H137L138 170H136ZM143 169H146V170H143ZM158 169V170H157ZM161 169V170H160ZM4 171L5 170V172L7 173H9L10 174V176L9 175H7L6 173H4L5 175H3V172L2 171ZM31 170V171H30ZM97 170H100L99 172L101 173V174H105V178H104V175H101V176H99V172L97 171ZM111 170V171H110ZM142 170V171H141ZM164 170V171H163ZM178 170V171H177ZM29 171L30 172H32L33 173V170H32V168L31 169H29ZM108 171H109V173H108ZM141 171V172H140ZM161 173H160V172ZM176 173V174H174V172ZM177 171V172H176ZM179 171H180V173H179ZM234 171V172H233ZM21 172V173H20ZM22 172H24L23 174H22ZM113 172V173H114ZM122 172V173H121ZM123 172H127V173H125V174H127V176H128V178L126 177V175H125V178H126V180L124 179V173ZM129 172V173H128ZM228 172V173H227ZM18 173H20L21 175H23V176H21L20 174H18ZM32 173H30V174H32ZM52 173V174H53ZM113 173H111L110 175H113ZM114 173V174H115ZM147 173H146V175H147ZM169 173V174H170ZM214 173V174H213ZM217 173V174H216ZM15 174V176H17ZM96 174V175H95ZM121 174H123V175H121ZM129 174V175H128ZM141 174V175H140ZM155 174V175H154ZM162 174V175H161ZM166 174V173H165ZM167 174H168V172H167ZM170 174V175H171ZM88 175V176H87ZM110 175H109V177H107V180H109L110 179ZM121 175V176H120ZM160 175H161V178H160ZM3 176H9L8 178H4ZM44 176H46V178L44 177ZM122 176H123V178H122ZM166 176V175H165ZM164 176V179H166V177ZM212 176V177H211ZM25 177V178H24ZM48 177V178H47ZM91 177V178H90ZM102 177L105 179V181H104V183H103V180H102ZM112 177V176H111ZM213 177H216L217 179H215V178H213ZM19 178H22L21 180H23L22 182H21V180L19 179ZM43 178H45L44 180H43ZM140 178V179H139ZM211 178V179H210ZM6 181H5V180ZM102 180V183H101V180ZM112 179H113V177H112ZM128 179V180H127ZM142 179H144V181L142 180ZM155 179V180H154ZM159 179H161V180H159ZM197 179V180H196ZM204 181H203V180ZM213 179H215V182L213 181V183H212V181L211 180H213ZM42 182H41V181ZM50 180V181H49ZM100 180V181H99ZM111 180V179H110ZM139 180L142 182L143 181V184H140V183H138V184H140V185H143L142 187H144V188H146L147 186V190L149 191V189L151 188V186H152V190H154L153 191V193H151V195H148L147 196V198L145 197V195L147 194L145 191H147L146 189H145V195L144 196H141V197H138L140 194L141 195H143V192L141 193V191H142V189H140V188H138V186H140V185H137V182H139ZM157 180V181H156ZM14 181H16V182H14ZM20 181V182H19ZM40 181V182H39ZM85 181V182H84ZM86 181H87V183H86ZM149 181V182H148ZM202 181V182H201ZM222 181V182H221ZM227 182V186H226V188L224 189V190H226V189H231V191L230 190H226L225 192H223V191H219V192H221V194L219 195V193H218V190L220 189L221 190V188H220V185L222 186V184L221 183H223V186L224 185H226L224 182ZM19 182V183H18ZM89 182V183H90ZM114 182H116L115 184H114ZM160 182V183H159ZM16 183V184H15ZM89 183H88V186H90L89 185ZM162 183H161V186H162ZM200 185H199V184ZM216 184V185H218V183L220 184V185H218V186H216V185H212V186H215V187H212L210 184ZM36 184V185H35ZM40 184V189H39V191H37L38 189H37V187H38V185ZM60 184H63V185H65V188L68 186H66V184H64L63 182L62 183H60ZM60 184H58L59 185V187H60ZM104 184H109V185H104ZM44 185V186H43ZM150 185V186H149ZM155 185V186H154ZM191 185V186H190ZM199 185V186H198ZM46 186V187H45ZM48 186V187H47ZM136 186V190L137 191H135L136 193L135 194H133L132 192H130L131 193V195L133 194V196L134 195H137L138 194V192H139V195L138 196H135V197H133V196H131L130 194L128 195H126L125 197H122V198H120L121 196H124L125 195V192L127 193V191L126 190H129V191H132V189L133 190H135L134 189V187ZM28 187V188H27ZM42 187V188H41ZM44 187H45V189H44ZM63 188H64V186H62ZM61 187V188H62ZM87 187V186H86ZM85 187V188H86ZM107 189H106V188ZM150 187V188H149ZM195 187H197V190L199 189V192H197L196 191V188ZM201 189H200V188ZM219 189H218V188ZM230 187V188H229ZM61 188H59V190L61 189ZM65 188H64V190H65ZM87 188H89V187H87ZM138 188V189H137ZM155 188V189H154ZM214 188H217L218 190H216V192L218 193H215V189ZM106 189V190H105ZM195 189V190H194ZM206 189V190H205ZM222 189H223V187H222ZM25 190V191H24ZM63 190V191H64ZM66 190H67V188H66ZM105 190V191H104ZM141 190V191H140ZM152 190H150V191H152ZM187 190H188V192H187ZM191 190V191H190ZM192 190H193V192H197V193H199V196L196 194V193H194V197H195V199H194V197L192 198H190L189 196H191L192 195ZM62 191V190H61ZM61 191H59L60 192V194L61 193H64L63 191L61 192ZM89 191V190H88ZM147 191V192H148ZM150 191H149V194H150ZM228 191H230L231 193H229L230 195H227L228 193ZM37 192H38V194H37ZM58 192V193H59ZM97 194H96V193ZM111 192H113L112 194H111ZM134 192V191H133ZM192 192V193H191ZM222 192L224 193V195L222 196ZM100 193H101V197H100ZM104 194V196H103V194ZM116 194V196H115V194ZM122 193H124V195L122 194ZM129 193V192H128ZM191 193V194H190ZM227 193V194H226ZM109 194V196H107ZM110 194L113 196V197H117V199H114L113 197V201H112V199L111 200H109L110 198H111V196H110ZM216 194V195H215ZM225 194H226V196H225ZM121 195V196H120ZM174 195V196H173ZM203 195V197H201ZM183 196V197H182ZM193 196V195H192ZM230 196V197H229ZM57 197H58V194H57ZM59 197H61L62 198V196L60 195ZM103 197V198H102ZM108 197V198H107ZM145 197V198H144ZM120 198V199H119ZM136 198V199H135ZM137 198L139 199L140 198V200H142V202L141 203H144V204H141V206L140 207H138L137 205H135L136 203H138L139 201H137ZM144 198V199H143ZM171 198V199H170ZM201 198L203 199V201L201 200ZM229 198V200H227ZM27 199V200H26ZM55 199H56V197H55ZM54 199V203H57V202H55V201H57L59 198H57V200H55ZM108 201H107V200ZM147 199V200H146ZM192 199V200H191ZM199 199V200H198ZM4 200V201H3ZM60 200V199H59ZM58 200V201H59ZM136 200V201H135ZM189 200V201H188ZM201 200V201H200ZM25 201H26V203H28V204H26L25 203ZM106 201V202H105ZM113 203H112V202ZM169 201H170V204H169ZM194 201V202H193ZM198 201H200V202H198ZM110 202V203H109ZM187 202H190V203H187ZM62 203V201L60 200V203H57V204H54V206H52V207H58V205L60 206V204ZM95 203V202H94ZM186 203V204H185ZM195 203L196 204H198V203H200V204H202V208H207V206L208 207H210V208H207L208 210L209 209H211V211H209L210 212V214H209V212H208V210L206 209V212H208V213H205V216H203V211H204V209L202 210V208H199V209H201V210H198V209H196V210H194V208H198V205L196 206L195 205ZM230 203L233 205H230ZM97 204H98V206H97ZM110 204V205H109ZM56 205V206H55ZM111 205H113L112 207H110ZM178 205V206H177ZM182 205L184 206V207H182ZM232 206V207H230V206ZM23 208H26V209H23ZM25 206H27V207H25ZM103 206H109L110 208H112L110 211L108 210L107 211V209H108V207L106 208V207H103ZM130 206H131V208H132V206L134 207H138V210L137 209H134V210H137L136 212H132L131 213V211L133 210V208H132V210L130 209ZM56 207V208H57ZM103 207V208H102ZM174 207L176 208V210H177V212L179 211V213L180 214H178V213H176V211H173V209H174ZM185 207H187L186 209H187V211H186V209H185ZM194 207V208H193ZM21 208L23 209L22 211H20L21 210ZM54 208H53V211H54ZM55 208V209H56ZM109 208V209H110ZM128 208H129V210H131V211H129L130 213H128ZM140 208V209H139ZM186 211H184L183 209ZM189 208V209H188ZM190 208H192L191 209V212L193 213V215H196V212H197V215H198V213H199V211H200V213H199V215L201 214V213H203L202 215H200L202 218H200V216H196V217H199L198 219V221L196 222V220H195V218H194V216H193V218H194V220L192 219L191 221H192V224H190L191 223V221H190V214H192L189 210H190ZM233 208V209H232ZM58 209V208H57ZM56 209V210H57ZM103 209H105V210H103ZM183 210L184 211V215H186V217H188V219L186 218V217H182V218H184V219H186L187 221H183L182 220V218H181V216L183 215H181V213H183L181 210ZM229 209V210H228ZM28 210V209H27ZM55 210V211H56ZM165 210V211H164ZM193 210H194V212H193ZM230 211V212H228V211ZM104 211H106V212H104ZM113 211V212H112ZM173 211V212H172ZM181 211V212H180ZM190 212V214L188 213L187 214V212ZM202 211V212H201ZM8 212H9V214H8ZM205 212V211H204ZM174 215H173V214ZM178 215V218L177 219H175V220H173L175 217H177V215ZM22 214V213H21ZM85 213L83 212V215H84ZM98 214V215H97ZM106 215V217H105V215ZM123 214V216H121ZM206 214H208V215H206ZM108 215V216H107ZM180 215V216H179ZM183 215V216H184ZM188 215V216H187ZM18 216H20V217H18ZM21 216H23V217H21ZM126 216V217H125ZM173 216V217H172ZM13 217V218H12ZM19 218V220H18V218ZM95 217V218H94ZM172 217V218H171ZM181 219H180V218ZM12 218V219H11ZM102 218V219H101ZM88 219V220H87ZM91 219V220H90ZM98 219V221H96ZM101 219V220H100ZM106 219L108 220V223H109V221H111L112 223H110L109 225H111L112 224V226L111 227H107V230L109 231V232H106L105 230H104V228H105V226H109L108 224H106L107 223V221H106ZM114 219L118 222V223H116V221H114ZM180 219V220H179ZM121 220V221H120ZM172 220L174 221V223L172 222ZM176 220H177V222H176ZM183 222H182V221ZM93 221V222H92ZM94 221H96V222H94ZM99 221H100V223L103 221V223L102 224H99ZM114 221V222H113ZM178 221H179V223H178ZM181 221V222H180ZM85 222L83 223V224H85ZM171 222L173 223V226H172V224H171ZM98 223V224H97ZM176 223H178L177 225H176ZM34 224H36V225H40L39 226V228H41V229H39L38 227L36 228V227H34L35 225ZM88 224H86V225H88ZM96 224V225H95ZM139 224H142V227H141V225H139ZM227 224V225H226ZM99 225V227H97ZM115 225H117L116 227H115ZM176 225V226H175ZM180 226V227H179ZM104 227V228H103ZM174 227H176V230L174 231ZM16 228V229H15ZM42 228H45L43 231L44 232H46L47 234H45V233H43L42 232V234H41V232L40 231H42ZM95 228V229H94ZM96 228H98V229H96ZM137 228V229H136ZM101 230L100 232H99V234H98V232H97V230ZM40 230V231H39ZM54 230V231H53ZM102 230H104L107 234H109V236L107 235H105V233L104 232H102ZM164 230V231H163ZM2 230L0 229V232H1ZM88 231V233H90ZM204 231V232H203ZM3 232V231H2ZM12 232H15L14 233V235L13 234H11ZM240 232H241V234H240ZM6 233H7V231H6ZM60 233V234H59ZM87 233V232H86ZM85 233V234H86ZM104 233V234H103ZM199 233V234H198ZM206 233V234H205ZM6 235V237H5V235ZM9 234H10V236H9ZM45 234V235H44ZM103 236H102V235ZM163 234V235H162ZM165 234V235H164ZM201 234H202V236H201ZM4 235V236H3ZM12 235V236H11ZM47 235V236H46ZM57 235V236H56ZM63 235V236H62ZM74 235H76L77 237H75ZM88 235V234H87ZM100 235V236H99ZM105 235V236H104ZM175 235V236H174ZM3 236V238H1ZM7 236H9V238H7ZM45 236V237H44ZM60 236V237H59ZM71 236V237H70ZM75 237V238H73V237ZM49 237V238H48ZM127 237H128V239H127ZM86 238H88V239H86ZM90 238H91V241H90ZM2 239V240H1ZM45 239V242L43 241ZM46 239L48 240V241H46ZM57 239V240H56ZM59 239V240H58ZM126 240L127 239V241H124V240ZM236 239V240H235ZM54 240V242H55V244H54V242H52L53 243V245L51 244V242L48 244V242L49 241H53ZM88 240H89V243H88ZM152 240H153V242H152ZM224 240V241H223ZM233 240V241H232ZM235 240V241H234ZM61 241V240H60ZM64 241H66V240H64ZM123 241V242H122ZM137 243H136V242ZM149 241H151V242H149ZM230 243H229V242ZM232 241V242H231ZM41 242H43V246H42V243ZM47 242V243H46ZM134 242L139 246V247H141V245H143V243H144V245L142 246V250L143 249H146L147 247H150L149 249H148V254H149V256L150 257H148V255L147 254H143L144 253V251L145 250H143V253H141L142 254V256H143V258L145 257V255H146V257L147 258H149V260L147 259V258H145V259H143L144 261H142V259H141V255H140V257H139V255H137L138 253H140L142 250H141V248H139V250H136V249H138L137 247L138 246H136L135 245V247H133L134 246ZM139 242V243H138ZM147 242H149V243H147ZM175 242H176V244H175ZM188 242V243H187ZM41 243V244H40ZM59 243H61V242H59ZM88 243V244H87ZM125 243V246L124 245H122V244H124ZM141 243V244H140ZM145 243H147V245H145ZM174 244V245H172V244ZM208 243L211 245V243H213V244H216V246H217V248L218 247H221V249H222V251H221V249H220V251L219 250H217V252H218V254L216 253V252H214L213 253V251H215L217 248L215 247V249L213 250V249H211L210 248V245H209V247L207 246L208 245ZM39 244V245H38ZM151 244V245H150ZM155 244V245H154ZM213 244L211 245V247L213 246ZM48 245V246H47ZM52 245V246H51ZM149 245V246H148ZM35 246V247H34ZM42 246V247H41ZM45 246V247H44ZM57 246V247H56ZM59 246V247H58ZM122 246V247H121ZM124 246V247H123ZM14 247V248H13ZM16 247V248H15ZM34 247V248H33ZM37 247V249L39 250V248ZM50 247H52V251H51V248ZM54 247L57 249H54ZM62 247V248H61ZM97 247V248H96ZM117 247H118V250H117ZM131 247H133V249L131 248ZM151 247H153V248H151ZM155 247L157 248V250L155 249ZM214 247V246H213ZM212 247V248H213ZM94 248V249H93ZM120 248V249H119ZM207 248H210V249H208L207 250ZM36 251H35V250ZM153 249H154V252H153ZM10 250V251H9ZM12 250V251H11ZM33 250V251H32ZM39 250V251H40ZM59 250V251H58ZM150 250V251H149ZM151 250H152V255H150L151 254ZM211 250H213L212 252H211ZM234 250V251H233ZM251 250H257V252L256 251H254L253 252V255H252V251L250 252ZM260 250H262L261 252H263L262 254H260L261 252H260ZM11 252V253H9L8 254V252ZM42 251H44V250H42ZM49 251H51V252H49ZM137 251V252H136ZM247 251V252H246ZM249 251V252H248ZM34 252H36V254H34ZM58 254H57V253ZM79 252H81V253H79ZM119 252V254H117ZM135 252V253H134ZM257 254H256V253ZM258 252H260L259 253V255L260 256H257L258 255ZM87 253H89V254H87ZM145 253H147V250L145 251ZM232 253V254H231ZM245 253H246V255L248 256H245ZM248 253V254H247ZM251 253V254H250ZM49 254V255H50ZM56 254V255H55ZM77 254H75V256L77 255ZM87 254V255H86ZM104 254V255H103ZM136 254V255H135ZM237 254V255H236ZM254 254H256V255H254ZM3 255V256H4ZM8 255V256H7ZM18 256V257H17ZM92 256L95 258H92ZM221 256V257H220ZM255 256H257L258 258H259V260L257 261V257H256V261H254V258H255ZM263 256V258H262V260H261V257ZM84 257H87V260L86 259H84ZM91 257V258H90ZM162 257V258H161ZM251 257H253V259L251 258ZM67 258V259H66ZM127 258V259H126ZM153 258H155V259H153ZM173 258V259H172ZM72 259V260H71ZM126 259V260H125ZM141 260V262L139 261V260ZM194 259V260H193ZM251 259L253 260V261H251ZM5 260H6V262H5ZM8 260V261H7ZM10 260H11V262L12 263H10ZM15 260V262H13ZM57 260V259H56ZM84 260H86V261H84ZM125 260V261H124ZM147 260L149 261L148 263H147ZM118 261V262H117ZM122 261H124V262H122ZM138 261H139V263H138ZM189 261V262H188ZM92 262V263H91ZM195 262V263H194ZM261 262H259V264L261 263ZM86 263V264H87ZM88 263V264H89ZM16 264H18V263H16ZM84 264V263H83ZM142 264V263H141Z\"/></svg>","mask_w":264,"mask_h":264},{"label":"bare ground","instance_id":"obj_2","mask_svg":"<svg viewBox=\"0 0 264 264\" xmlns=\"http://www.w3.org/2000/svg\"><path fill=\"white\" fill-rule=\"evenodd\" d=\"M56 2L57 3V6L56 7H58V8H60L58 5H63L61 8L62 9H60V12H61V14H60V12L56 9V7H54L55 5H52V7H54L55 9H53V10H55L54 11V14H56V16H57V14H59V17L60 18H62V19H60V21L59 20H57V18L55 19V20H57L58 22H60V23H58V22H56V24H54V23H51V24H53L52 26L53 27H49V25H50V21L52 20V19H50V21L49 20H47V18H46V21L45 22H47V25H45L46 23L43 21V18H40V19H38L37 17H38V14H40V13H38L37 15H32V14H30L31 13V8L32 9H34L35 10V8H38L39 6H40V4H41V6H42V4H45L46 3V5L48 4L49 5V2L51 3V2ZM83 1H87V0H0V65H2V66H0V68L1 69H3L4 68V70L2 71L1 69H0V74L2 75V72H3V75L6 73V67H8V66H10V65H8L9 63L10 64H14L15 62H18L17 64L20 66V63H19V61H22L23 62V60L24 59H30V57H33L32 59L35 61V63L36 62H39V65H38V67L36 68V69H38V68H40V69H38L39 71H38V73H37V70L36 69H34V70H36V73L37 74H34L33 72H35V71H33L32 72V69L31 68H33L32 66L30 67V69H31V71L29 70H27V78H29L30 80H28V79H26V81L28 80V83L31 81V83H29V84H27V82L26 83H22L23 85H21V82L22 81H24V79L22 78V77H19V78H17L16 77V75H18V73L20 74L21 73V71L20 72H18L15 76H13V77H15L16 79H15V81H12V79H13V77L11 76V80L10 81H7V80H3V82H2V88L0 89V159H1V161H0V166H1V164L3 165V167H5L4 169H6L9 173H11L12 174V172L11 171H13L14 172V174H13V176H11V177H13L12 179H14V180H16V178L15 177H17V180H18V175L15 173V170H19V169H16V167L17 166H20V165H25V167L24 168H27V167H29V169H31L32 168V170H33V173L32 172H30L29 171V169L26 171V170H24V169H22L21 171H26L25 173L27 174V172H29V175H26L24 172H22V174L24 173L25 175H26V177L27 176H29L28 177V179H26V181H24L25 182V184H26V182L28 183V185L30 186L29 188H31V184H33V183H35L38 179H41L40 177L42 176V174L44 173V175L46 174V176L47 175H50V176H48L47 178L48 179H50L51 180V182H48L47 184H49L50 183V186L47 188V189H45V187H44V191H43V193H41L39 196L37 195H35V197L34 198H32V199H29V200H31L30 201V207L29 208H23L22 206V208L23 209H26L25 211H26V214L25 213H23V212H21L20 213V215H25L24 217L23 216H21V217H23L25 220L26 219H28V220H30V222L32 221L33 223H36V224H42L43 223V226L44 227H46V229L45 228H42V231H40L41 232V234H42V232L43 233H45V234H47V233H49L48 231H50V229L52 228V229H55L56 227H57V229H59L60 230V232L61 231H63V230H65V233H66V236L68 235V232H69V234L71 235V234H75V233H79V235L78 236H80L81 234L83 235V233H84V237L83 236H80L79 238H85V237H89V235L90 234H93V233H91V230L89 231V229H90V226L92 225V224H94V223H89V221H88V223L90 224V226H89V224L87 223V222H85V224H83L84 222H83V217H85V215H86V217H88V214H86V212L87 213H89L90 211H93L92 210V205L94 204L95 206H93V207H96V203H98L97 201H98V199L96 198L95 199V197H97V196H95V194H94V192L92 191V188H95V190L94 191H98L97 193H99V191H101V190H97V188L96 187H98L99 185L97 184V183H100V182H98L97 180H98V178H97V180L94 178V179H92V181L89 183V185L90 186H88V183H87V181H86V185H85V187L87 186V187H89V188H85L84 186H83V175L85 174V172L86 171H89L88 173V175H91V174H93V173H90V171L92 172V167L94 168V165L95 164H97L100 160H101V162L103 163L104 161H102V156H104V154L103 153H105V156L107 155L106 154V152H103L102 153V150H108L110 147H115L116 146V144H114L115 143V138L116 137H114L113 138V136H116V134L115 135H111V136H109V137H111L113 140H111V141H113V142H111V141H107V139L109 140V138H107V137H105V136H103L104 138V142H105V139H106V141H107V145L105 144V146H107L105 149H103L102 147L104 146V142L102 143V141H100L101 142V144L99 143V145L97 144V146H96V144H94V146L96 147H94L93 149H94V151H95V149L97 150L99 147H100V149H101V152H100V154L102 153V155H99L100 157H98L96 154H98L99 152L98 151H100L99 149L96 151V152H98V153H96L95 154V152H94V156L96 155L97 156V160L95 161L94 160V157H93V160H92V163L94 164L92 167H90L91 169L89 170H86L85 172H83L84 170H83V167H84V165H85V163H86V161H85V163H83V159L84 158H86V157H83V156H85L84 155V153H85V150L87 149V147L88 146H86L85 145V141L84 140H86L87 139V134L89 133H91L93 130H94V126L93 125H95V123H96V121L91 125L90 124V126L93 128V130H92V128L90 129L91 131L90 132H88V130H89V128H90V126L89 125H85V121H86V119H89L90 118V120H87V123L86 124H88V123H91V122H89V121H92L93 122V120H95V115H97V113L99 114V113H101L102 114V117H101V115H100V117L101 118H104V114L106 115V113H105V110L104 111H100L98 108H97V106H98V101H100L99 103H101V101L102 100H98V94H102L101 93V91H103V92H105V88L107 89V88H109L110 86H113L116 82H113V84L111 85L110 83H107V84H110L109 85V87H108V85H107V87H106V85H104L105 87H102L103 85H101V81L102 80H107V79H109V78H113L114 76H118V78H121V76L122 75H124V73L125 74H127V72H125V69L126 70H130L129 72L130 73H132L133 72V75L131 76V78L130 77H128V78H130L129 80H128V78H127V80L129 81V83L130 82H132L133 81V86L134 85H136L135 83H139L138 84V86H145V87H149V89H150V91H151V89L153 88V85L150 83V81H149V73H151V67L150 66H147V65H143L144 63H142V64H140V63H137L136 62V60L134 59L135 57H134V55L132 54V53H128L129 52V49H126L125 47H122V44H119V46L117 45V42L120 40V36H116V38H119V40L118 39H116L117 40V42L116 43H114L113 45L115 46V44L117 45V47L115 48V50H112L111 52H113V51H115V52H119L118 54L116 53V55L118 56L119 54V56L117 57L116 55H114L113 53H111V56H112V54L114 55V56H112V57H114V58H112L111 56H110V58L109 57H107V55H106V52H108L109 50H111V46L108 44V42H106L104 39H106L105 37H108V34L110 35V33H111V35H113V33H115L119 28H121L122 26H126L125 24H127L128 23V20H130L131 21V23H132V15L130 14V11L128 12V11H124L123 10V12H121V14L120 15H118L117 16V18H120V19H117V20H120V21H117V20H115L114 18H112L111 16H114V14L112 15L110 12H112L111 11V9H114V7L118 4V2H119V0H92L93 2H92V4H90V6L91 7H93V9H95V11H93V12H91L90 14H88V15H86L85 16V13H86V10H85V3L83 2ZM90 1V0H89ZM146 1H147V3H148V0H123L122 1V3L124 2V5H122V6H120L121 8H124V6L126 5V3L127 2H135V11L140 15V18L139 19H143V17H146V15H147V12H146V10L144 9V8H147V4H146ZM153 1V0H152ZM166 0H164V2H165ZM171 2H169L168 3V6L169 7H171L172 9H173V7L174 8H176L177 10L178 9H181V8H183L184 10H185V8H186V10H188V11H190V12H194L195 11V8L194 7H189L188 5H186L187 3H184V2H182V0H170ZM226 1V0H225ZM228 1V0H227ZM231 1V0H230ZM229 1V2H230ZM233 1H235V0H233ZM238 1V0H237ZM245 1H247V0H245ZM249 1V0H248ZM36 2V3H35ZM161 2H163V1H161ZM168 2V1H167ZM189 2H191V1H189ZM240 1H238V3H239ZM34 3V4H33ZM152 3H154V1L152 2ZM236 3V2H235ZM247 3V2H246ZM245 3V4H246ZM32 4H33V6H32ZM39 4V5H38ZM149 4H150V1H149ZM166 4V3H165ZM234 4V3H233ZM241 4V3H240ZM251 4V3H250ZM253 4V3H252ZM37 5H38V7H37ZM45 5V6H46ZM134 5V4H133ZM132 5V3H131V6H133ZM154 5H155V3H154ZM163 5V4H162ZM227 5V4H226ZM254 5V4H253ZM138 6H140V7H144L143 9H144V11L142 10H140V9H142V8H139ZM150 6V5H149ZM186 6V7H185ZM228 6V5H227ZM29 7H31V8H29ZM48 7V6H47ZM46 7V8H47ZM252 7V6H251ZM250 7V8H251ZM254 7H255V5H254ZM260 7H262V6H260ZM12 8H14V10L15 11H13V9ZM41 8H43V7H41ZM40 7L37 9V10H40L41 9ZM45 7H44V9H46ZM149 8V7H148ZM150 8H151V6H150ZM153 8H155V7H153ZM163 8H165L164 6H163ZM234 8V7H233ZM237 8H239V7H237ZM244 8V7H243ZM256 8V7H255ZM43 9V11L42 10H40V11H42L41 12V14L43 15L44 14V12H45V10ZM166 9V8H165ZM213 9H216V8H214L213 7ZM245 9H248V7L247 8H245ZM245 9H244V12H246V11H248V10H246L245 11ZM254 9V8H253ZM257 9H258V7H257ZM29 10V11H28ZM33 10V11H34ZM48 10V9H47ZM47 10H46V13L47 14H49L50 12H47ZM52 10V11H53ZM121 10V9H120ZM127 10V9H126ZM131 10V9H130ZM152 10V9H151ZM174 10V9H173ZM183 10V11H184ZM202 10V9H201ZM200 10V11H201ZM212 10V9H211ZM217 10V9H216ZM215 10V11H216ZM32 11V12H33ZM39 11V12H40ZM154 11V10H153ZM157 11V10H156ZM237 11V10H236ZM240 11H241V8H240V10H239V13H240ZM250 11V10H249ZM28 12H30V13H28ZM129 14H128V13ZM180 12V11H179ZM202 12H203V10H202ZM113 13V12H112ZM115 13V12H114ZM117 14L119 13V11L118 12H116ZM155 13V12H154ZM159 13V12H158ZM165 13V12H164ZM181 13V12H180ZM188 13V12H187ZM200 14H202L201 12H199ZM237 13V12H236ZM242 13H243V11H242ZM248 13V12H247ZM246 13V14H247ZM31 16H33L34 17V19H36V20H34L33 19V17L31 18V17H29L30 15ZM46 14V15H47ZM110 14H111V16H110ZM116 14V15H117ZM124 14V17L125 16H132V17H129L130 19H128V18H126L125 17V19L122 17V15ZM156 14V13H155ZM177 12L174 10V12H171V13H169L168 14V16H169V21H172V22H174V21H177ZM182 14V13H181ZM195 14V13H194ZM244 14V13H243ZM245 14V15H246ZM252 13H250L249 12V15H251ZM41 15V17H43ZM50 16H51V14H49ZM156 15H158V14H156ZM196 15V14H195ZM194 15V16H195ZM253 15V14H252ZM251 15V16H252ZM35 16H37V17H35ZM55 16V17H56ZM107 17V18H109L110 20L111 19H113L114 21H115V23L113 24H111V25H113L112 26V28H110V33L108 32H106L107 33V36H105L106 35V33H104V35H102V33L104 32V31H102L101 32V35L102 36H105L104 38L102 37H99V34H98V36H97V40H95V39H93L94 40V42H95V46H94V44L93 45H91V43L90 44H88L87 43V41H89V40H83L86 36H87V33H88V35L89 36H87L86 38L88 39V37L90 38L91 36L92 37H96V33L95 32H98V29H97V31H95L94 29H90V25L92 24V26H94L95 28H96V25H98V27H99V25L103 22L104 23V19L105 18H103V19H101L102 20V22H101V20H100V18L99 17ZM111 18H110V17ZM164 16L165 15H163V13H162V17L164 18ZM178 16H179V14H178ZM194 16H191V14H190V16L189 15H187L186 17H188L189 19L190 18H192L193 19V17ZM198 16V15H197ZM201 16V15H200ZM1 17H3V18H1ZM44 17H46V16H44ZM49 17V16H48ZM58 17V18H59ZM114 17H116V16H114ZM167 17V16H166ZM241 17H242V15H241ZM247 17V16H246ZM51 18V17H50ZM99 19L100 20V22H98L99 24H97L95 21L97 20V19ZM157 18V17H156ZM195 18V17H194ZM200 18V17H199ZM202 18H203V16H202ZM248 18V17H247ZM250 18V17H249ZM31 19H33L34 21H32ZM127 19V20H126ZM138 18H137V22H139V24H141V20H139ZM162 19V18H161ZM161 19H159V21L161 20ZM179 19V18H178ZM182 19V18H181ZM181 19H180V21H181ZM183 19H185L184 17H183ZM183 19H182V23H183ZM189 19H188V21H189ZM235 19V18H234ZM31 20V21H30ZM44 20H45V18H44ZM62 20V21H61ZM107 20V19H106ZM113 20H111V21H113ZM134 20V19H133ZM139 20V21H138ZM156 20H158V19H156ZM191 20V19H190ZM193 20H195V19H193ZM202 20H204V19H201L200 18V20L198 19V21H202ZM42 21L44 22V25L42 26V28H40V24L42 23ZM49 21V22H48ZM107 21H109V20H107ZM113 21V22H114ZM127 21V22H126ZM130 21H129V23H130ZM188 21H186V19H185V22H187L186 23V25L187 24H189L188 23ZM196 21V20H195ZM205 21V20H204ZM222 21V20H221ZM51 22H53V21H51ZM125 23V24H123V23ZM158 22V21H157ZM184 22V23H185ZM203 22V21H202ZM201 22V23H202ZM210 22V21H209ZM94 23H96L95 25H93ZM102 23V24H103ZM108 23V22H107ZM136 23V22H135ZM134 23V25L133 26H136L137 27V25H138V23H136L135 24ZM155 23H156V21H155ZM200 23V24H201ZM208 23V22H207ZM212 23V22H211ZM258 23V22H257ZM34 27V28H36V29H41L43 32V34H44V31L46 32L47 30H48V32H46L47 34H49L50 35V37L49 38H47V39H49V40H47L46 39V37H45V40L46 41H42L43 43L44 42H46V43H48V42H50V43H48V45H41V43L39 42V41H41V37L39 36V33H37V31L38 30H36V31H34L32 34H34V33H37V35L40 37V40L39 41H37L38 39H39V37H38V39H34V36H33V40H32V38H31V40L32 41H37V42H39V43H35V42H33V43H30V41H28V38L26 39L29 43L27 44V42H26V44L27 45H25V43H21L20 41H23L24 42V40H22L21 38H26L28 35H32V34H30L34 29H33V27H31V25ZM57 24H58V32L59 33H57V32H55V31H57ZM60 24V25H59ZM101 24V25H102ZM121 24H122V26H121ZM171 24V23H170ZM174 25H177L176 23H173ZM197 24L200 26V24L197 22ZM204 25H205V23H203ZM259 24V23H258ZM29 25H30V27H29ZM56 25V26H55ZM106 25V26H105ZM104 25V27L106 28V30L108 29L107 27H109L110 25H109V23L108 24H105ZM156 25H158L159 26V24H154L153 26H152V30H153V28H155V26ZM191 25H192V23H191ZM194 25V24H193ZM192 25V28L194 29V26ZM202 25V24H201ZM213 25V24H212ZM257 25V24H256ZM256 25H255V27H256ZM37 26H38V28H37ZM78 28H77V27ZM86 26L88 27V29L90 30V32H88L89 30H86L87 28H86ZM121 26V27H120ZM129 26V25H128ZM140 26V25H139ZM137 27L138 28V31H135V30H137V29H135L134 31L132 30V27H131V29H130V31L132 30L133 32H137V34L138 33H140L139 31V28L141 29L142 27ZM172 26V25H171ZM203 26V25H202ZM206 26V25H205ZM208 26V25H207ZM214 26V25H213ZM258 26V25H257ZM55 27V28H54ZM76 27V28H75ZM163 27V26H162ZM168 28H169V26H167ZM166 26H165V28H167ZM173 27V26H172ZM171 27V28H172ZM180 27V26H179ZM185 27H187L188 29L190 28L189 27V25H187V26H185ZM204 27V26H203ZM211 27V26H210ZM258 27H260V25L258 26ZM52 28H53V30H52ZM83 28H86L85 29V32H86V35H85V33L83 32L84 31V29ZM92 28V27H91ZM104 28V29H105ZM126 28V27H125ZM130 28V27H129ZM167 28V30H168V32H169V29ZM170 28V31L172 30ZM182 28V27H181ZM201 28V27H200ZM264 28V27H263ZM30 29V30H29ZM31 29H33V30H31ZM51 29V32L49 31ZM103 28H101V30H104ZM156 29V28H155ZM158 29V28H157ZM156 29V30H157ZM175 29V28H174ZM177 29H178V27H177ZM180 29V28H179ZM193 29H189L190 30V32H191V30H193ZM197 29V28H196ZM258 30H260V31H262L261 32V34L263 33L264 34V32H263V29L262 28H257ZM59 30H61V31H59ZM114 30H116V31H114ZM124 30V29H123ZM122 30V31H123ZM145 30V29H144ZM181 30V29H180ZM200 30V29H199ZM199 30L197 31L198 33H199ZM205 30V29H204ZM254 30H255V28H254ZM28 31H30V32H28ZM108 31H109V29H108ZM119 31H121V29L119 30ZM118 31V32H119ZM130 31H126L127 32V34L130 32ZM148 31V30H147ZM165 31L166 30H164V32L163 33H165ZM186 32L188 31V30H185ZM207 31H208V29H207ZM237 31V30H236ZM256 31V30H255ZM28 32V33H27ZM39 32V31H38ZM71 32H74L73 33V35H72V33ZM149 32V31H148ZM153 32H154V30H153ZM167 31H166V33H168ZM171 32H173V31H171ZM170 32V33H171ZM181 32H184V31H181ZM195 32V30H193V33ZM196 32V33H197ZM238 32V31H237ZM25 33H27V34H25ZM50 33H53L52 35L50 34ZM83 33H84V36H83ZM124 33V32H123ZM144 33V32H143ZM146 33V32H145ZM150 33V32H149ZM158 33H161V35H162V32L160 31V32H158ZM60 34V35H59ZM76 34V35H75ZM130 34V33H129ZM133 34V33H132ZM132 34H130V38H129V35L128 36H126V37H128V40H130V39H134L135 38V35L133 34V38H132ZM156 34V33H155ZM176 34H178L177 33V31L175 32V35ZM185 34H187V36H190V35H188V33H185ZM201 34V33H200ZM24 35H27V36H25L24 37ZM40 35H41V33H40ZM46 35V34H45ZM45 35H42V37L43 36H45ZM100 35V36H101ZM110 35V36H111ZM124 35H126V33L124 34ZM124 35H122V36H124ZM145 35V34H144ZM143 35V37H145ZM152 35V34H151ZM158 35V34H157ZM160 35V34H159ZM160 35V36H161ZM173 35V34H172ZM181 35V34H180ZM180 35H177L178 37H180ZM252 35H254L255 36V34H252ZM251 35V36H252ZM47 37H48V35H46ZM52 36V37H51ZM61 36H64V37H66V38H64V40L61 38ZM153 36V35H152ZM163 36V35H162ZM164 36H165V34H164ZM177 36H173V38L174 37H177ZM192 36V35H191ZM32 37V36H31ZM37 37V36H36ZM68 37V38H67ZM98 37H99V39H102V40H100V43H99V39H98ZM136 37H138L137 35H136ZM140 37H142V35L140 36ZM148 37V36H147ZM154 37V36H153ZM171 37V36H170ZM182 37V36H181ZM44 38V37H43ZM60 38L62 39V40H60ZM85 38V39H86ZM110 38V37H109ZM125 38V37H124ZM146 38V37H145ZM144 38V39H145ZM149 38V37H148ZM156 38H159V37H157L156 36ZM154 39L153 38V40H154V42L156 41V43H159L161 46H163V43H164V41H163V43H161L159 40H158V42H157V39ZM172 38V37H171ZM192 38V37H191ZM194 38V37H193ZM192 38V39H193ZM201 38V37H200ZM51 39V40H50ZM137 39V38H136ZM136 39H134L135 41H136ZM163 39V38H162ZM162 39H161V41H162ZM166 39V38H165ZM195 39V38H194ZM25 40V41H26ZM30 40V39H29ZM44 40V39H43ZM92 40V39H91ZM107 41L109 40L108 38L106 39ZM125 40V39H124ZM124 40H123V42H124ZM134 40H131V42L132 43H130V41H128L127 42V39H126V44H133V41ZM140 40V39H139ZM147 40V39H146ZM164 40V39H163ZM178 40H180V38L179 39H177V40H174L173 39V41H170L171 43H173L174 41H178ZM184 40V39H183ZM62 41V42H61ZM98 41V42H97ZM102 41H105L106 43H104L105 45H103L102 43ZM134 41V42H135ZM141 41H143V40H141ZM169 41H167V42H169ZM197 41V40H196ZM111 42V41H110ZM114 42V41H113ZM121 42H122V40H121ZM120 42V43H121ZM122 42V43H123ZM151 42H152V40H151ZM170 42H169V45H170ZM179 43L181 42V44L183 43L182 41H178ZM186 42V41H185ZM204 42V41H203ZM87 43V44H86ZM137 43V42H136ZM140 43V42H139ZM149 43V42H148ZM175 43V42H174ZM188 42H186V43H183L184 44V46H186V44H187ZM30 44V45H29ZM32 44V45H31ZM99 44H102V45H99ZM123 44H125V43H123ZM141 45L143 44L142 42L140 43ZM139 44V46H141ZM146 44V43H145ZM144 44V45H145ZM155 44V43H154ZM200 44V43H199ZM219 44V43H218ZM91 45V46H90ZM107 45V46H106ZM112 45V46H113ZM173 45V44H172ZM174 45H176V44H174ZM210 45V44H209ZM130 46V45H129ZM131 46H134V45H131ZM139 46H137L136 48H137V50L138 51H140L139 49H141V48H139ZM143 46V45H142ZM189 46H190V44H189ZM192 46V45H191ZM207 46V45H206ZM205 46V47H206ZM213 46V45H212ZM216 46V45H215ZM214 46V47H215ZM223 46V45H222ZM262 46H264V45H262ZM95 47H97V48H95ZM103 47V48H102ZM135 47V46H134ZM145 47H146V45H145ZM187 47V46H186ZM197 47V46H196ZM217 47V46H216ZM224 47V46H223ZM244 47H246V46H244ZM127 48H128V45H127ZM144 48V47H143ZM147 48V47H146ZM157 48V47H156ZM174 48V47H173ZM176 48V47H175ZM220 48V47H219ZM218 48V49H219ZM261 48V47H260ZM165 49H167V48H165ZM169 49H171L170 47H169ZM187 49V48H186ZM189 49V48H188ZM12 52V56L11 55H9L10 56V58H12L11 60L12 61H9L8 60V55H7V52L9 53L10 51ZM143 50V49H142ZM145 51H146V49H144ZM143 50V51H144ZM159 50V49H158ZM177 49H175V51H176ZM189 50H192L191 48L189 49ZM216 50V49H215ZM239 50H240V48H239ZM250 50V49H249ZM252 50V49H251ZM258 50H259V48H258ZM257 50V51H258ZM125 51L127 52V53H125ZM173 51V50H172ZM171 51V52H172ZM174 51V52H175ZM178 51V50H177ZM205 51H206V49H205ZM246 51V50H245ZM260 51V50H259ZM10 52V53H11ZM124 52V53H123ZM130 52H132V51H130ZM164 52V51H163ZM167 52V51H166ZM169 52V51H168ZM171 52H169L168 54H171ZM179 52H180V50H179ZM193 53H195L194 51H192ZM197 52V51H196ZM242 52V51H241ZM240 52V53H241ZM9 53V54H10ZM146 53H150L149 55L148 54H146ZM165 53V52H164ZM178 53V52H177ZM181 53V52H180ZM179 53V54H180ZM183 53V52H182ZM238 53V52H237ZM248 53V52H247ZM260 53V52H259ZM145 54L146 55H148V56H152V53L151 52H145ZM186 53L184 52V54L183 55H185ZM196 54V53H195ZM194 54V55H195ZM198 55H199V53H197ZM252 54V53H251ZM133 55V56H132ZM140 55V54H139ZM141 55H142V53H141ZM163 55V54H162ZM242 55V54H241ZM137 56V55H136ZM165 56V55H164ZM167 56V55H166ZM165 56V57H166ZM169 56V55H168ZM172 56H173V54H172ZM186 56V55H185ZM195 56H197V55H195ZM227 56V55H226ZM244 56V55H243ZM242 56V57H243ZM252 56H253V54H252ZM5 57H7L6 59L8 60V63H7V60H5ZM27 57V58H26ZM47 58V59H45V58ZM134 57V58H133ZM137 57H139V56H137ZM179 57H180V55H179ZM178 57V62H179V58ZM199 58H200V56H198ZM220 57V56H219ZM231 57L232 56H229V58L231 59ZM241 57V56H240ZM247 57V56H246ZM246 57H243V58H245V59H247ZM115 58H120V59H123V60H121V61H119L120 59H118V61L119 62H121V64L119 63L118 65H116L115 63H117V62H115L116 60H115ZM135 60V61H133V59ZM171 58V57H170ZM173 58V57H172ZM183 58V57H182ZM228 58V57H227ZM242 58V59H243ZM1 59H4L5 61H2ZM31 59V60H32ZM37 61H36V60ZM43 59L45 60V61H43ZM139 59H141V58H139ZM144 59V58H143ZM150 59V58H149ZM184 59H186V58H184ZM201 59V58H200ZM219 59H222V58H219ZM32 60V61H33ZM142 60V59H141ZM141 60L139 61V62H141ZM194 60V59H193ZM192 60V58H191V64H196V62L195 61H193ZM201 60H204V57H203V59H201ZM229 60V59H228ZM32 61H29L30 63H32ZM33 61V62H34ZM85 61L87 62V67H85V68H88V69H86L85 71H81V72H79L78 73V76L79 77H77V78H79V80L78 81H80V84H79V82L77 83V85H74V84H72L73 83V81L75 80L74 79V77L76 76V71L74 70V65H76V63H85ZM181 61V60H180ZM221 61V60H220ZM4 62H6L5 64L6 65H8V66H6V65H4V67H3V64H4ZM28 62V61H27ZM144 62H146V61H144ZM169 62V61H168ZM170 62H171V60H170ZM178 62H176V64H178ZM194 62V63H193ZM223 62H226L224 59H223ZM223 62H221V63H223ZM230 62H232V60H230ZM233 62H234V60H233ZM3 63V64H2ZM30 63H27V64H30ZM35 63L34 64H32V65H35ZM181 63V62H180ZM228 63V62H227ZM13 64H12V68H13ZM16 64V63H15ZM14 64V65H15ZM16 64V65H17ZM26 64V63H25ZM26 64V65H27ZM167 64V63H166ZM171 64V63H170ZM26 65H25V67H26ZM31 65V64H30ZM62 65L63 66H65L66 68H67V70H64V72L62 73V75H60V74H58V72H57V70L58 69H60L61 67H62ZM120 65V66H119ZM165 65V64H164ZM197 65V64H196ZM234 65V64H233ZM24 66V65H23ZM29 65H27V67H28ZM118 66V67H117ZM145 66H147V67H145ZM171 66V65H170ZM170 66H168V68H170ZM175 66V65H174ZM179 67L181 66V65H178ZM195 66V65H194ZM197 66H199V65H197ZM197 66H195V67H197ZM228 66H230L229 64H228ZM235 66V65H234ZM25 67L23 68L25 71H26V69H25ZM36 67V66H35ZM149 67L151 68V69H149ZM172 67V66H171ZM178 67V69L180 70V72H181V75H182V73L184 72L183 70H181L182 69V67H180L179 68ZM190 67V66H189ZM236 67V66H235ZM11 68V69H12ZM64 68V67H63ZM167 68V67H166ZM175 68H177V67H175ZM191 68V67H190ZM202 68V67H201ZM231 68V67H230ZM9 69H10V67H9ZM29 69V68H28ZM65 69V68H64ZM154 69V68H153ZM177 69V70H178ZM227 69V68H226ZM8 70V69H7ZM61 71H62V69H60ZM60 70H59V72H60ZM133 70V71H132ZM156 70V69H155ZM169 70H171V69H169ZM173 70V69H172ZM227 70H229V69H227ZM232 70V69H231ZM231 70H229L230 71V73L232 72ZM14 71H16V70H14ZM152 71H154V70H152ZM159 72H161L160 70H158ZM166 71V70H165ZM240 71V70H239ZM5 72V73H4ZM23 72V71H22ZM155 72V71H154ZM157 72V71H156ZM162 72H164V71H162ZM175 73V75H176V73H177V75L179 76L180 74V72L178 73L177 71H174ZM219 72V71H218ZM11 73V72H10ZM123 73V74H122ZM153 73V72H152ZM168 73V72H167ZM167 73H163V74H166V75H163V77L164 76H167L168 77V74ZM170 73H172V71H170ZM185 73V72H184ZM184 73H183V75H182V77H185V75H184ZM121 74V76H119ZM134 74H136V76H134ZM143 74V75H142ZM146 74V75H145ZM149 74V75H148ZM155 75H156V73H154ZM221 75H222V73H220ZM9 75V74H8ZM7 75V76H8ZM61 76L60 78L58 77V76ZM155 75H152L153 77L155 76ZM159 75H160V73H159ZM176 75V76H177ZM181 75H180V77H181ZM188 75V74H187ZM186 75V76H187ZM6 76V77H7ZM10 76V75H9ZM149 76V77H148ZM151 76V77H152ZM169 76H170V74H169ZM177 76V77H178ZM222 76H224V75H222ZM151 78V79H155L156 78V76L154 77V78ZM161 77V75L159 76V78ZM174 77V76H173ZM221 77V76H220ZM21 78V79H20ZM116 78V77H115ZM114 78V79H115ZM158 78V77H157ZM158 78V79H159ZM176 78V77H175ZM179 78V77H178ZM222 78V77H221ZM224 78H226L225 76H224ZM8 79V78H7ZM10 79V78H9ZM33 80V83H32V80ZM72 79H73V81H72ZM150 79V80H151ZM181 79V78H180ZM187 79H189V77H187ZM223 79V78H222ZM227 79V78H226ZM246 79V78H245ZM49 80H52V81H54V82H57V83H55V84H52L53 82H51V81H49ZM126 80V81H127ZM179 80V79H178ZM228 80V79H227ZM35 81V82H34ZM44 81L45 82H47V83H49V82H51V83H49V85L47 86V83L45 84L44 83ZM126 81H124V84L125 83H127ZM160 81H161V79H160ZM159 81V83H161ZM239 81H240V79H239ZM241 81H243V80H241ZM72 82V83H71ZM152 82H153V80H152ZM219 82H220V80H219ZM222 82V81H221ZM220 82V83H221ZM75 83V82H74ZM128 83V84H129ZM171 83H173V82H171ZM187 83H189V81H187ZM202 83H204V82H202ZM217 83V82H216ZM228 83V82H227ZM231 83V82H230ZM244 83V82H243ZM27 84V86H30V88H28V87H24V85H26ZM32 84L33 85H35L36 87H39V93H37V92H34L33 93V95L34 96H39L40 97V95H42L41 96V98H40V100L39 101H42L44 98L46 99V98H50L49 100H51V99H53V98H58V97H61L62 99H65L67 102L66 103H68L69 102V105H70V110L68 109V112H70L71 113V115H70V120L67 118V122L68 121H70L72 124L71 125H73L72 127H73V129H71L73 132H71L72 133V140H70V141H72L71 143H67V146L65 145V143H62L63 145H65V147H69V148H67L66 150H68L67 151V153L64 155V153H63V155L64 156H62V157H60V158H62L61 159V161H60V163L59 164H57V170H56V172H54L53 173V171H54V169H53V171L51 172V173H48V171L49 170H47L48 168H49V165H47V166H44V163L45 162H47L48 163V159H49V152L48 151H46L45 153H47V154H45L44 153V151L42 150V148H43V146H44V143H47L48 141H53V142H57L58 140H60L61 138H60V136H61V132H59V130L61 131V129H56V130H58V132H50V131H48V133L47 132H42V130H41V127H42V125L40 124V123H38L37 121H35L34 120V118H39V116H37L36 117V115L34 114V111L36 110V112H37V110L40 108L41 109V107H46V106H50L49 104L50 103H52L53 104V102L56 104V102H57V100L58 99H55L53 102H47V104L45 105V101H47V100H45L44 102H41V103H43L42 105H41V107L40 106H37V109L36 108H34V110L32 111V109L33 108H31V107H29L28 105H27V103L25 102V97H28V93H30V92H28V89H30L31 90V86H32ZM117 84V83H116ZM115 84V85H116ZM120 84H121V82H120ZM120 84H118V85H120ZM123 84V83H122ZM127 84V85H128ZM191 84V83H190ZM198 84V83H197ZM222 84V83H221ZM113 86V87H116V88H114V89H112V87H110L113 91L115 90L116 92H118L119 91V89H120V87L118 88L117 86ZM126 85V86H127ZM185 85V84H184ZM231 85V84H230ZM21 86L23 87V89H25V91L24 90H22V88H21ZM34 86V87H35ZM161 86H165L166 87V89L167 90H169L168 88H167V86H170V85H161ZM175 86H177L176 85V83H175V85H174V87ZM186 86V85H185ZM188 86V85H187ZM213 86V85H212ZM248 86V85H247ZM101 87L103 88L102 90H101ZM125 87V86H124ZM136 87H137V85H136ZM165 87H163L162 88V90L165 88ZM171 87V89H170V93L168 92V95L167 96H171V94H174L173 95V97L174 96H178V95H180V93H181V91H182V87H181V89L179 88V90H177V92H179V93H177L178 95H175V92H176V88H175V90L172 88V86H170ZM169 87V88H170ZM177 87H179V86H177ZM231 87H232V85H231ZM28 88V89H27ZM110 88H109V91H110ZM188 88V90L191 88V90L189 91V92H191V91H193V89H192V87H191V85L189 86V87H187ZM194 88V87H193ZM233 88V87H232ZM235 88V87H234ZM27 89V90H26ZM37 89V88H36ZM136 89H138V88H136ZM139 89H141V88H139ZM149 89H147L146 91H145V95H143L144 93H140L142 96H138L137 97V95H138V93H137V91H135L137 94H135L136 95V98H134L133 99V102L134 101H136V100H138V101H136L135 103H136V105H135V103L133 104V105H131V107L133 108H125V109H129V111H130V116H132V118L130 119V120H132L131 122H132V125H135V122L137 121L138 123H139V125H140V127L142 128L145 124V121L146 120H148V116H151V114H153V113H155V112H151V110H155L154 108H152V107H154L156 104H155V100H156V97L158 96L157 94H156V96H155V93H153V94H151V92H148V90ZM230 89V88H229ZM251 89V88H250ZM254 89V88H253ZM108 90V89H107ZM106 90V91H107ZM172 90H174V91H172ZM195 90V89H194ZM236 90V89H235ZM23 91L27 94H25L26 96L25 97H22V94H23ZM98 91H99V93H98ZM114 91V92H115ZM154 91V90H153ZM156 91V90H155ZM240 91V90H239ZM114 92H112L111 91V93L113 94ZM121 92H122V90H121ZM146 92H148V93H146ZM172 92V93H171ZM185 92V91H184ZM187 92V95H189V93H188V91H186ZM185 92V93H186ZM234 92V91H233ZM251 92H252V90H251ZM254 92V91H253ZM106 93V92H105ZM120 93V91L118 92V93H116V94H119ZM127 93H129V94H127V95H130V93H132V91L130 92V91H128ZM163 93H164V90H163ZM104 94V93H103ZM107 94V93H106ZM110 95V98H111V96H112V98H111V100H109V98H108V100L110 101H107V98H106V102H109L108 104H110V106H115V104L117 103H119V102H117L116 100H118L119 99V97H117L116 98V100L114 99V95ZM115 94V95H116ZM133 94V93H132ZM139 94V95H140ZM165 94H167V93H165ZM182 94V93H181ZM241 94H243V93H241ZM108 95V94H107ZM120 95V94H119ZM123 95H126V92H125V94L123 93ZM122 95V98L124 97ZM127 95H126V97H127ZM134 95V94H133ZM183 95V94H182ZM186 95V94H185ZM184 95V97H182V99L179 101L180 103H182L183 102V100H184V98H187L188 96H185ZM251 95V94H250ZM24 96V95H23ZM165 96V95H164ZM244 96V95H243ZM252 96V95H251ZM257 96V95H256ZM259 96V95H258ZM29 97H30V94H29ZM44 97V98H43ZM100 98L99 99H101V95L99 96ZM105 97H107V96H105ZM172 97V96H171ZM240 97V96H239ZM102 98H104V97H102ZM122 98H120V100H122V101H124V103H127L128 101H130V100H124V98L122 99ZM137 98H140V99H137ZM158 98V97H157ZM161 98V97H160ZM163 98V97H162ZM168 98V97H167ZM175 98V97H174ZM178 98V97H177ZM190 98V97H189ZM244 98V97H243ZM255 98V97H254ZM258 98V97H257ZM42 99V100H41ZM60 99V98H59ZM105 99V98H104ZM115 100V104H112L111 105V101H113L114 102V100ZM128 99H129V96H128ZM165 99H166V97L164 98V102H165ZM173 99V98H172ZM172 99L169 97V99H168V101L169 100H171L170 102L173 104V102L175 101V100H177L176 98H175V100H173V102H172ZM196 99V98H195ZM248 99V98H247ZM31 100V99H30ZM179 100V99H178ZM192 100V99H191ZM62 101V100H61ZM103 102V103H106V102ZM126 101V102H125ZM167 101V100H166ZM168 101L166 102V103H168ZM58 102H59V100H58ZM132 102V103H133ZM176 102L177 101H175V104H176ZM184 102H185V100H184ZM183 102V103H184ZM248 102V101H247ZM49 103V104H48ZM62 103V102H61ZM102 103V104H103ZM124 103L122 104V105H124ZM131 103V102H130ZM129 103V104H130ZM170 103V104H171ZM193 103V102H192ZM55 104H54V106H55ZM101 104V105H102ZM157 104H159V103H157ZM169 103H168V106L170 107L171 105H170ZM178 104V103H177ZM189 104H191V103H189ZM253 104V103H252ZM68 105V104H67ZM66 105V106H67ZM100 105V104H99ZM104 105L105 104H103V107H104ZM152 105H154V106H152ZM185 105V107L182 105L181 106V104H180V106L181 107H184V108H188L189 110H187V109H185V111H189V112H186V114L187 115H189L188 117L190 118V120H191V115H192V112H193V114H200L199 112H196L197 111V107L195 108H192L193 107V105L194 104H192L191 106L192 107H190V105H189V107H186V103L184 104ZM187 105H188V103H187ZM57 106V105H56ZM105 106H107V105H105ZM150 106H152V107H150ZM159 106V105H158ZM174 106V105H173ZM178 106V105H177ZM39 107V108H38ZM51 107H53L52 105H51ZM164 107H166V106H164ZM172 107V106H171ZM179 107V106H178ZM54 108V107H53ZM58 108V107H57ZM100 108V107H99ZM115 108V107H114ZM152 108V109H151ZM155 108H158L157 106H155ZM167 108V107H166ZM175 108V107H174ZM31 109V110H30ZM46 109L48 110V108L46 107ZM117 108H115V110H116ZM119 109H121V108H119ZM119 109H117V110H119ZM131 109V110H130ZM160 109H161V106H160ZM170 109V108H169ZM176 109V108H175ZM190 109H195V110H190ZM62 110V109H61ZM97 110H98V112H97ZM112 110V109H111ZM156 110H159V109H156ZM171 112L173 113L175 110L173 109V107L171 108ZM179 110H180V108H179ZM179 110H178V112L177 113H175L174 112V114H173V116H175L176 114H178L179 113ZM182 110H184L183 108H181V111ZM200 109L198 108V111H199ZM239 110V109H238ZM242 110V109H241ZM258 110V109H257ZM31 111V112H30ZM38 111H40V110H38ZM51 111V110H50ZM49 111V112H50ZM65 111V110H64ZM64 111H62V113H64V115L66 114V112H64ZM100 111V112H99ZM165 110H163V112H164ZM169 111V110H168ZM190 111H191V113H190ZM228 111V110H227ZM97 112V113H96ZM103 112V113H102ZM108 112V111H107ZM109 112H111V111H109ZM171 112H169L171 115H172V113ZM201 112V111H200ZM242 112H243V110H242ZM40 113V112H39ZM43 113V112H42ZM48 113V112H47ZM56 114L57 115V111H56V109L54 108V112L52 111L51 112V114ZM113 113V112H112ZM151 113V114H150ZM156 113H157V111H156ZM155 113V116L156 115H158V114H156ZM183 113V112H182ZM258 113H259V111H258ZM33 114H34V118H33ZM38 114V113H37ZM49 114V113H48ZM48 114H46L47 115V117H45V120H46V118H48ZM52 115L53 117L55 116V115ZM59 114H60V112H59ZM186 114H181L180 115V113L178 114V115H180L181 117H179L178 119L176 118L177 116H175V118L178 120V121H180V122H178L177 124H179L178 125V127H177V124L175 123L177 120H175L174 119V117L172 116L171 118H173V121L175 120V122H173V123H175L174 125V128L175 127H177L178 129L177 130H179V127L181 128L182 126H181V124L185 121V119H187L188 117L186 116ZM197 114V115H198ZM242 114V113H241ZM247 114V113H246ZM260 114V113H259ZM20 115H22V116H28V119H29V117H30V119L29 120H31L30 121V123L27 125V127H25L26 126V124H25V122H27L28 120H24V125L25 126H23L22 124H20L19 122H16V125H17V127L18 126H20V129H17V127L15 128L13 125L15 124V121H14V119L16 120L17 119V117L18 118H20V117H22V116H20ZM63 115V114H62ZM69 115V114H68ZM67 114H66V116H68ZM107 115H110V114H108L107 113ZM113 115H115V113L113 114ZM159 115L161 116L162 114H160L159 113ZM159 115L157 116L158 118H159ZM170 115V116H171ZM184 117H183V116ZM197 115H195V118L197 117ZM201 115V114H200ZM199 115V116H200ZM52 116L50 115L49 117H51L52 118ZM110 116H112V115H110ZM115 116H117V115H115ZM114 116V117H115ZM194 116V115H193ZM198 116V117H199ZM203 115H201L200 117H202ZM244 116V115H243ZM247 116V115H246ZM42 117V116H41ZM40 117V118H41ZM56 117V116H55ZM59 117H61V116H59ZM89 117V118H88ZM98 117V116H97ZM108 116H105V119L107 118ZM114 117H112V118H114ZM118 117V116H117ZM152 117V116H151ZM154 117V116H153ZM163 117V116H162ZM187 117V118H186ZM14 118V119H13ZM50 118V119H51ZM91 118H93V119H91ZM101 118L99 119V120H101ZM111 118V117H110ZM156 118V117H155ZM154 118V119H155ZM157 118V119H158ZM164 118V117H163ZM183 118H185L184 120H183ZM22 119V118H21ZM61 119V118H60ZM60 119H59V121H60ZM98 118H96V120H97ZM105 119L104 120H102V121H104L103 122V124L102 125H105L106 127H108V130H109V127H114L112 124L110 125L109 124V126L108 125H106L105 124V122H108L110 119L108 118V119H106V121H105ZM117 118H114V120H116ZM183 121H182V120ZM196 119H198V118H196ZM199 119H201V118H199ZM198 119V120H199ZM17 120H19V119H17ZM16 120V121H17ZM37 120H39V119H37ZM41 120H42V118H41ZM49 120V119H48ZM83 120H84V124H83ZM119 120V117H118V119H117V121ZM122 120V119H121ZM125 119H123V121H124ZM135 120V121H134ZM152 121H149V122H154V121H156V120H154L153 121V119H151ZM188 120V119H187ZM194 120V119H193ZM198 120H195V121H198ZM12 121L14 122L13 123V125H12ZM53 121V120H52ZM61 121H62V119H61ZM64 121H66V120H64ZM63 121V122H64ZM117 121H116V125L118 126V124H117ZM120 121V120H119ZM119 121H118V123H119ZM126 121V120H125ZM163 121H164V119H163ZM43 122H45L44 121V119H43ZM62 122V123H63ZM112 122H113V120H112ZM121 122V121H120ZM127 123L129 122V119L126 121ZM122 123L121 124V128L120 129H123V132L120 130V129H118L120 132H122V134H120L119 133V131L118 130H116V133H117V135L119 136V134H120V136H122L123 138L122 139H124V142L126 141L125 140V135L124 134H129V133H132L133 134V132H132V128H134V126L132 127L131 126V128L130 129H132V130H130L129 131V128L127 129V131H129V132H127V131H125L124 132V128H122V127H124V126H127V123ZM136 122V123H137ZM161 122L162 121H160V122H157L156 121V123H159V124H161ZM182 122V123H181ZM190 122V121H189ZM188 121L187 122H185V125L189 128V126H190V124H188L189 123ZM251 122H252V120H251ZM10 123H11V125H10ZM56 123H58V122H55V124ZM61 123V124H62ZM99 123H101L100 121H98V123L97 124H99ZM109 123H111V122H109ZM134 123V124H133ZM155 122H154V124L153 125H155L156 124ZM165 123V122H164ZM192 123V122H191ZM210 123V122H209ZM60 124V123H59ZM59 124H57L56 126H58ZM108 124V123H107ZM113 124H114V122H113ZM120 124V123H119ZM123 124H124V126H123ZM126 124V125H125ZM129 124V123H128ZM131 124V123H130ZM149 123L147 122V125H148ZM152 124V123H151ZM159 124L157 125V126H159ZM188 124V125H187ZM236 124V123H235ZM249 124V123H248ZM15 125V126H16ZM65 126L66 124H62V125H60V127H62V126ZM139 125L138 124H136L135 126H138L139 127ZM183 125V128H184V124H182ZM44 126V125H43ZM56 126H55V128H56ZM63 126V127H64ZM120 126V125H119ZM149 126V129H150V125H148ZM161 126H164V124L163 125H160L159 127H160V129H161ZM185 126V127H186ZM70 127V126H69ZM103 127V126H102ZM106 127H104V128H106ZM128 127H129V125H128ZM138 127H136L135 128V130H134V132L136 131V130H140V128H138ZM151 127H152V125H151ZM158 127V128H159ZM19 128V127H18ZM59 128V127H58ZM98 128H100V127H98ZM98 128L96 129V130H98ZM103 128V129H104ZM118 128V127H117ZM127 128V127H126ZM125 128V129H126ZM138 128V129H137ZM147 128V127H146ZM157 128V127H156ZM154 129V131L155 130H159L160 131V129ZM165 128H167V127H164V130H165ZM182 128V129H183ZM102 129V128H101ZM102 129V130H103ZM107 129V128H106ZM113 129H115V127L113 128ZM143 129V128H142ZM163 129V128H162ZM19 130V131H18ZM52 130V129H51ZM63 131V133H65L67 130H68V127L66 128V126L62 129ZM108 130H106V131H108ZM110 130H111V134L113 133L112 131H115V130H112L111 128H110ZM110 130L108 131V133L105 131V133L102 131V133L105 135H108L109 134V132H110ZM138 130V131H139ZM144 130H146V129H144ZM144 130H142V132H144ZM148 130V129H147ZM186 130H187V128L186 129H184V130H180L179 131V133H181L180 135H179V133H178V135L179 136H183L182 134H185V136L187 135L186 134ZM53 131H55V129L53 128ZM118 131V132H117ZM136 132V133H138L139 134V132ZM159 131H155L154 132V135H157L158 137H159V134H160V136L162 137L163 136V134L162 133H160ZM183 131H185L184 133H183ZM30 134H29V133ZM127 132V133H126ZM167 132H168V129H167ZM25 133H28V134H26L27 135V137H28V135L30 136L31 135V133L34 135V136H36V140H35V137L34 136H32V138L34 137V140H33V142H37V144H35V143H33V142H31L30 143V141H31V139L29 140V143L28 142H26L25 141V139H26V137H25V139H24V134ZM114 134V133H113ZM131 134V135H132ZM147 134V133H146ZM150 134H152V135H149V132H148V134L146 135L147 137H149V140H150V138L153 136V137H156V136H154L153 135V131L150 133ZM162 134V135H161ZM177 134V133H176ZM188 134H189V132H188ZM93 135V134H92ZM96 135V134H95ZM134 135H135V133H134ZM134 135H132L131 137H133ZM140 135H142V133L140 134ZM149 135V136H148ZM91 136V135H90ZM98 136H99V133H98ZM117 136V137H118ZM137 136V135H136ZM135 136V137H136ZM139 136V135H138ZM146 136H140L141 138H143V139H141L140 137H138V140H144L145 139V137ZM251 136V135H250ZM31 137V136H30ZM69 137H70V135H69ZM126 137H127V135H126ZM134 137V139H136ZM153 137L151 138L152 140H153ZM60 138V139H59ZM92 138H93V136H92ZM96 138H99V137H96ZM95 138V142L97 141V139ZM110 138V139H111ZM121 138V137H120ZM120 138H118V140H120ZM128 138V137H127ZM126 138V139H127ZM140 138V139H139ZM157 138V137H156ZM190 138H191V136H190ZM195 138V137H194ZM29 139V138H28ZM88 139H90V138H88ZM102 139V140H103ZM121 139V140H122ZM129 139V141L128 142H133L132 140H133V138H128ZM127 139V140H128ZM130 139H132V140H130ZM155 139V138H154ZM160 139V138H159ZM188 138H187V136H186V140H187ZM27 140V139H26ZM91 140V139H90ZM90 140H89V143H90ZM156 140H158V138L156 139ZM155 140V141H156ZM84 141V142H83ZM87 141V140H86ZM99 141H97V143L99 142ZM147 142V140H144L143 142L144 143H146ZM155 141L153 142V144H150V142H149V144H150V146L151 145H153V147L155 146V145H158V144H160V142L161 141H156V143H158V144H156L155 143ZM190 141H191V139H190ZM194 140L192 139V142H193ZM195 141H196V139H195ZM41 142V144L39 145V143ZM50 142V143H51ZM119 142V143H118ZM116 141V143H118L117 145H119L121 142L120 141ZM128 142H125V143H128ZM140 142V141H139ZM139 142H138V144L136 143V141L134 142V144H132V145H134L135 147H134V149L136 148V144L139 146L140 144H139ZM148 142H147V144L146 145H148ZM152 142V141H151ZM187 142V141H186ZM185 142V143H186ZM191 142V143H192ZM33 143V144H32ZM106 143V142H105ZM110 143V144H109ZM112 143H113V145H112ZM142 143V142H141ZM174 143V142H173ZM196 143H197V141L195 142V144L194 145H191V144H189V145H191L192 147H193V149H190L189 151H186V153L188 152H190L191 150H192V152H193V150H194V148H195V145H196ZM108 144H109V148H108ZM121 144H123V143H121ZM131 144V143H130ZM155 144V145H154ZM46 145V144H45ZM57 145L59 146V143H57ZM70 145V146H69ZM88 145V144H87ZM90 145V144H89ZM91 145H93V144H91ZM90 145V148L92 147ZM125 145V144H124ZM141 145H143L144 146V144L142 143ZM144 146V148H142L143 146H141V148H142V150L143 149H145V147H146V149L145 150H143V151H141V152H146L147 151V146ZM168 145V144H167ZM186 145H187V143H186ZM37 146H39L40 148H38ZM56 146V145H55ZM54 146V147H55ZM57 146V148H59V153H60V151H62V150H60L61 149V146H59L58 147ZM99 146V147H98ZM102 146V147H101ZM120 146V145H119ZM119 146H116V148L118 147V149H120L123 145H121V147L119 148ZM131 146V145H130ZM138 146H137V149L139 150V148H138ZM159 146V145H158ZM171 146V145H170ZM44 147H46V146H44ZM50 147V146H49ZM63 147V146H62ZM129 147V146H128ZM140 147V146H139ZM192 147H190V148H192ZM37 148V149H36ZM57 148H56V151H57ZM116 148H113V150H108V151H113V153H114V149H115V151H116ZM123 148V147H122ZM133 148V147H132ZM132 148H130V154H132V153H134L135 152V150L134 149H132ZM151 148V147H150ZM150 148H149V150H150ZM155 148V150H156V147H154ZM162 147L161 146H159L158 147V149H161ZM169 148V147H168ZM176 148H177V146H176ZM179 148V147H178ZM186 150H188V146H186ZM45 149V148H44ZM55 148H53V150H54ZM111 149V148H110ZM127 149V148H126ZM136 149V150H137ZM90 150V149H89ZM129 150V149H128ZM132 150V151H131ZM134 150V151H133ZM168 150V149H167ZM174 150V149H173ZM172 150V151H173ZM178 150V154L176 153V151ZM177 150H174L175 151V153H174V151H173V155L175 154H177L176 155V157H175V155L173 156L172 154V158L169 156L168 157V160L170 159V162H174V161H177L178 163H179V159H181L180 158V153H179V149H177ZM51 151V150H50ZM56 151L55 152H53V153H55L56 154ZM121 152H122V149L120 150ZM120 151H116L118 154H119V152ZM139 151V152H140ZM157 151V150H156ZM185 151V150H184ZM195 151V150H194ZM41 152H43L44 154L42 155L41 154ZM63 152V151H62ZM86 152H87V150H86ZM91 152H93L92 151V148H91ZM90 152V153H91ZM116 152L113 154L114 156H112L111 154V158H110V160L109 159H107V158H105V157H103V158H105L104 160H108V162H107V160L105 161L107 164H109L110 162L109 161H111V159L112 158H117V157H120V159H118V161L120 162V163H123V165H125L124 164V162L126 163V159L127 158H129V153H128V156H127V158L126 157H124L125 155H124V153H123V160H122V158H121V155H119L118 156V154L116 155ZM123 152H125V151H123ZM132 152V153H131ZM139 152H136L135 153V155L137 154V153H139ZM140 152V153H141ZM150 152H152L151 154H150V157H151V159L153 158L152 156L154 155V153H156L155 155H158L157 153H159V152H154L153 153V151H152V148H151V151ZM162 152V151H161ZM163 152H164V148H163ZM162 152V153H163ZM168 152V151H167ZM181 152V151H180ZM52 153V154H53ZM138 154L139 155V157H140V155L142 154ZM148 153H149V151H148ZM194 153V152H193ZM51 154V153H50ZM55 154H53L51 157H50V159L49 160H51V158L53 157V156H55ZM92 154V153H91ZM120 154H122V153H120ZM182 154V153H181ZM192 153L190 152L189 153V155H191ZM239 154V153H238ZM46 155H47V157H46ZM134 155V156H135ZM145 156V154H142V156ZM146 155H148L147 154V152H146ZM183 155V154H182ZM188 155V154H187ZM187 155H185V156H187ZM89 156H90V154H89ZM109 156V155H108ZM117 156V157H116ZM167 156V155H166ZM179 156V158H177ZM184 156V155H183ZM133 156L132 155H130V158H132ZM138 157V158H139ZM150 157H147L148 159H150ZM157 156H155V158H156ZM161 158V153H160V156H158V158ZM174 157V158H173ZM190 157V156H189ZM188 156H187V159L189 158ZM233 157V156H232ZM46 158H48V159H46ZM55 158V157H54ZM59 158V159H60ZM88 158V157H87ZM126 158V159H125ZM157 158V159H158ZM175 158L177 159V160H175ZM241 158V157H240ZM95 159H96V157H95ZM98 159H100L99 161H98ZM133 159V158H132ZM141 159V158H140ZM145 160H146V157L144 158ZM157 159H154V160H156V163H159L158 162V160ZM161 159H163V156H162V158ZM171 159H172V161H171ZM185 159H186V157H185ZM46 160V161H45ZM53 160V159H52ZM58 160V159H57ZM87 160V159H86ZM91 160V159H90ZM137 161L138 159L136 158V159H134V161ZM143 161V163L144 162H146L147 163V161H149V160H147V161ZM93 161H95V163L93 162ZM113 161H114V159H113ZM111 162L112 164L114 163V165H111L108 169H112V168H115V167H117V166H119L120 167V169H121V166H122V171H129L131 168H127V170L126 169H123V168H125V167H129V166H125V167H123V165L121 164L120 165V163H119V165H118V161L116 162ZM121 161H124V162H121ZM150 161H152V160H150ZM150 161H149V165L152 167H154V165H155V162H151L150 163ZM165 160H163L162 161V163L164 162ZM184 161V160H183ZM187 161L188 160H186V163H187ZM56 162V161H55ZM54 162V163H55ZM91 162V161H90ZM139 161H137L136 163H138ZM141 162H142V160H141ZM166 162H169V161H165V163ZM169 162V163H170ZM177 162H175V165H177L178 163ZM99 164V168L101 167H103L104 165L103 164H105V166H104V168H106V163H103V164ZM117 163V164H116ZM142 163V164H143ZM146 163H144L142 166H147V170L148 171H146L145 173H144V171L143 172H141L142 173V175L141 176H144L145 175V177H143V178H145V181L149 178V177H147V176H149V172H150V167L148 168V165L146 164ZM154 163V164H153ZM162 163H160V164H162ZM131 163H129L128 164V161H127V163H126V165H130ZM140 164V163H139ZM151 164H153V165H151ZM172 164V163H171ZM179 164H181V163H179ZM178 164V165H179ZM103 165V166H102ZM116 165V166H115ZM137 165V164H136ZM166 165V164H165ZM165 165H164V167H165ZM167 165H169L171 168H169L168 166H166L167 167V169L168 170H166L165 171V173H163V175H162V180L161 179H159V180H161L160 182L162 183V182H166L167 184H169L166 180L168 179V181H170L169 180V178L167 177L168 175H169V177L171 176V179H173V173L171 174L170 173V171L171 170H174V169H172L173 168V164L172 165H170V164H167ZM174 165V166H175ZM181 165H183V164H181ZM95 166H97L98 167V164L97 165H95ZM113 166V167H112ZM139 166V165H138ZM137 166V167H138ZM140 166H141V164H140ZM3 167H2V169H3ZM31 167V168H30ZM130 167H132L131 165H130ZM134 168L136 167V166H133ZM133 167H132V172H131V170H130V175H129V180L131 179V178H133L132 176L134 175V177L137 175V174H133L134 172H136V171H134V169H133ZM153 167L151 168V171L153 170ZM20 168V167H19ZM175 168V170H176V168L177 169H179V167H174ZM214 168V167H213ZM52 169V168H51ZM96 169H98V168H95V170ZM107 169V168H106ZM107 169V170H108ZM117 169V171H118V173H120V171H119V169H118V167L116 168ZM116 169H112L113 171H111V173H113L114 171L116 172ZM138 169H140V167L138 168ZM138 169H136V170H138ZM146 169H143V170H146ZM171 169V170H170ZM225 169H227V168H225ZM102 171L104 170L103 168L101 169ZM155 170V169H154ZM153 170V171H154ZM158 170V169H157ZM161 170V169H160ZM174 170V171H175ZM2 171V170H1ZM20 171V170H19ZM93 171H94V169H93ZM98 172L100 171V170H97ZM152 171V172H153ZM164 171V170H163ZM173 171V172H174ZM178 171V170H177ZM176 171V172H177ZM3 172V175H5L4 173H6L5 172V170L4 171H2ZM6 173L7 175H9L10 176V174L9 173ZM101 172V171H100ZM99 172V173H100ZM106 172V170L105 171H103V173H105ZM114 172V173H115ZM137 172H139V170L137 171ZM148 172V173H147ZM160 172V171H159ZM167 172H168V174H167ZM234 172V171H233ZM21 173V172H20ZM20 173H18V174H20ZM30 173H32V174H30ZM53 173V174H52ZM108 173H109V171H108ZM111 173H109V175L111 174ZM113 173V175H110V179L109 180H107V177H109V175L107 174V172H106V181H109L110 182V185L112 186V182H113V180H115L116 178L115 177H118L116 180H118L120 177L119 176H117V174L115 173L114 174ZM122 173V172H121ZM124 173V175L123 174H121V175H123L124 176V179L126 180V178H125V175H126V177L128 178V176H127V174H125V173H127V172H123ZM146 173H147V175H146ZM151 173V172H150ZM154 173H155V171H154ZM157 173V172H156ZM155 173V174H156ZM161 173V172H160ZM171 175H170V174ZM179 173H180V171H179ZM228 173V172H227ZM15 174L17 175V176H15ZM131 174H133L132 176H131ZM154 174V175H155ZM174 174H176L175 172H174ZM214 174V173H213ZM217 174V173H216ZM2 174H0V176H1ZM21 175V174H20ZM87 175V176H88ZM96 175V174H95ZM101 175H104V178H105V174H99V176H101ZM114 175H115V177H114ZM120 175V176H121ZM161 175H160V178H161ZM166 175V176H165ZM8 176V177H9ZM21 176H23V175H21ZM46 176H44L45 178H46ZM92 176V175H91ZM113 177V179H112V177ZM123 176H122V178H123ZM164 176L166 177V179H164ZM4 178H8L7 176L5 177V176H3ZM43 177V176H42ZM131 177V178H130ZM212 177V176H211ZM25 178V177H24ZM45 178H43V180L45 179ZM91 178V177H90ZM103 177H102V180H103V183H104V181H105V179H104ZM115 178V179H114ZM147 178V179H146ZM154 177H152L149 181H151V182H149L150 183V185H152V184H154V181L152 180ZM213 178H215V179H217L216 177H213ZM20 180L22 179V178H19ZM140 179V178H139ZM211 179V178H210ZM215 179H213V180H211L212 181V183H213V181L215 182ZM5 180V179H4ZM49 180V181H50ZM101 180V179H100ZM99 180V181H100ZM102 180H101V183H102ZM128 180V179H127ZM143 181H144V179H142ZM155 180V179H154ZM197 180V179H196ZM203 180V179H202ZM6 181V180H5ZM23 180H21V182H22ZM41 181V180H40ZM39 181V182H40ZM105 181V182H106ZM112 181V182H111ZM143 181L141 182L140 180H139V182H137V185H140V184H143ZM144 181V182H145ZM152 181H153V183H152ZM157 181V180H156ZM204 181V180H203ZM14 182H16V181H14ZM20 182V181H19ZM18 182V183H19ZM42 182V181H41ZM64 183V184H66V188H67V190H66V188H65V185H63V184H60V183ZM85 182V181H84ZM141 182V183H140ZM159 182V183H160ZM202 182V181H201ZM222 182V181H221ZM224 182V181H223ZM116 182H114V184H115ZM138 183H140V184H138ZM152 183V184H151ZM161 183L159 184V186L160 187H163L164 186V184L162 183V186H161ZM210 184L211 186L212 185H216L215 183L214 184ZM226 185H224L223 186V183H221L222 184V186L218 183V185H220V188H221V190L219 189H217V188H214L215 189V193H217L216 192V190H218V193H219V195L221 194V192H219V191H223L225 188H226V186L228 185L227 184V182H224ZM16 184V183H15ZM36 184H37V182H36ZM35 184V185H36ZM58 184H60V187H59V185ZM167 184H165V185H167ZM199 184V183H198ZM27 185V184H26ZM27 185V186H28ZM98 185V186H97ZM105 186L106 185H109V184H104ZM109 185V186H110ZM144 185V184H143ZM143 185H140V186H138V188H140V189H142V191H141V193L143 192V195H139V192H138V194L137 195H134L133 196V194H135L136 192L135 191H137L136 190V186L134 187V189L135 190H133L132 189V191H129V190H126L127 191V193L125 192V195H124V193H122L124 196H121L120 198H122V197H125L127 194L129 195H131V193L130 192H132L133 194L131 195V196H133V197H135V196H138V197H141V196H144L146 193V195H145V197L147 198V196L148 195H151V193H153V191L154 190H152L151 188H152V186H151V188L149 189V191L150 190H152V191H150V194H149V191L147 190L148 188V186L146 187V188H144V187H142ZM149 185V186H150ZM200 185V184H199ZM198 185V186H199ZM218 185H216V186H218ZM44 186V185H43ZM62 186H64V188H65V190H64V188L62 187ZM108 186V187H109ZM110 186V187H111ZM155 186V185H154ZM191 186V185H190ZM36 187V186H35ZM34 187V188H35ZM40 187V184L38 185V187H37V191H39V188ZM62 187V188H61ZM107 187V186H106ZM105 187V188H106ZM107 187V188H108ZM212 187H215V186H212ZM222 187H223V189H222ZM28 188V187H27ZM33 188V187H32ZM32 188H31V190H30V192H32ZM34 188H33V190H34ZM42 188V187H41ZM59 188H61L60 190H59ZM99 188V187H98ZM106 188V189H107ZM137 188V189H138ZM196 188V191L197 192H199V189L197 190V187H195ZM200 188V187H199ZM230 188V187H229ZM105 189V190H106ZM145 189L148 191H145ZM155 189V188H154ZM201 189V188H200ZM63 191L64 193H61L60 194V192L59 191ZM89 190V191H88ZM104 190V191H105ZM146 192H144V191ZM195 190V189H194ZM206 190V189H205ZM226 190H230L231 191V189H226ZM226 190H224L223 192H225ZM25 191V190H24ZM61 191V192H62ZM134 191V192H133ZM191 191V190H190ZM230 191H228L226 194L227 195H230L229 193H231ZM59 192V193H58ZM102 192H103V190H102ZM129 192V193H128ZM187 192H188V190H187ZM192 192H193V190H192ZM191 192V193H192ZM197 192H193L192 193V195L191 196H189L190 198L192 197H194L195 195H194V193H196L198 196H199V193H197ZM222 192V196L224 195V193ZM96 193V192H95ZM96 193V194H97ZM113 192H111V194H112ZM145 193V194H144ZM190 193V194H191ZM217 193V194H218ZM37 194H38V192H37ZM57 194H58V197H57ZM103 194V193H102ZM110 194V196H111V198L109 199V200H111L112 199V201L114 200V199H117V197L115 198V197H113L112 195ZM115 194V193H114ZM226 194H225V196H226ZM62 196V198L61 197H59V196ZM216 195V194H215ZM103 196H104V194H103ZM107 196H109V194L107 195ZM115 196H116V194H115ZM174 196V195H173ZM55 197H56V199H55ZM100 197H101V193H100ZM114 199H113V198ZM144 197V198H145ZM149 197V196H148ZM183 197V196H182ZM201 197H203V195L201 196ZM230 197V196H229ZM57 198H59L61 201H62V203L60 204V206L58 205V209L56 210L54 207H52V206H54V204H57V203H60V200L58 201L57 200ZM103 198V197H102ZM108 198V197H107ZM119 198V199H120ZM143 198V199H144ZM54 199L55 200H57V201H55V202H57V203H54ZM104 199V198H103ZM101 200V199H99V203H101V201H104V200ZM136 199V198H135ZM171 199V198H170ZM194 199H195V197H194ZM27 200V199H26ZM107 200V199H106ZM147 200V199H146ZM192 200V199H191ZM199 200V199H198ZM201 200L203 201V199L201 198ZM200 200V201H201ZM227 200H229V198L227 199ZM4 201V200H3ZM108 201V200H107ZM111 201V202H112ZM136 201V200H135ZM137 201H139L138 203H136L135 205H137L138 207H140L141 206V204H144V203H141L142 202V200H140V198L138 199L137 198ZM189 201V200H188ZM200 201H198V202H200ZM205 201V200H204ZM203 201V202H204ZM95 202V203H94ZM106 202V201H105ZM194 202V201H193ZM25 203H26V201H25ZM110 203V202H109ZM113 203V202H112ZM187 203H190V202H187ZM201 203V202H200ZM200 203H198V204H196L195 203V205L197 206L198 205V208H194V210H196V209H198V210H201V209H199V208H202V204H200ZM26 204H28V203H26ZM169 204H170V201H169ZM186 204V203H185ZM110 205V204H109ZM230 205H232L231 203H230ZM229 205V206H230ZM97 206H98V204H97ZM113 205H111L110 207H112ZM133 207L132 206V208H133V210H132V208H131V206H130V209L132 210H129V208H128V213H130L129 211H131V213L134 211V212H136L137 210H138V207ZM178 206V205H177ZM233 206V205H232ZM232 206H230V207H232ZM1 207V206H0ZM25 207H27V206H25ZM99 208H100V210H101V205L100 206H98ZM98 207H96V208H98ZM103 207H106V206H103ZM102 207V208H103ZM108 207V209H107V211L109 210H111L112 208H110L109 206H107ZM106 207V208H107ZM182 207H184L183 205H182ZM21 208V210L20 211H22L23 209ZM53 208H54V211H53ZM110 208V209H109ZM187 207H185V209H186ZM207 208H210V207H208L207 206ZM206 207L205 208H202V210L204 209V211H203V213H201L200 215H202L203 214V216H205V213H208L209 211H211V209H207ZM134 209H137V210H134ZM140 209V208H139ZM183 209V208H182ZM189 209V208H188ZM191 209L192 208H190V212H191ZM206 209L208 210V212H206ZM233 209V208H232ZM56 210V211H55ZM90 210V211H89ZM103 210H105V209H103ZM181 210V209H180ZM184 210V209H183ZM183 210H181L183 213H181V215L183 214H185L184 213V211ZM194 210H193V212H194ZM229 210V209H228ZM227 210V211H228ZM89 211V212H88ZM165 211V210H164ZM173 211H176V213H178V214H180L179 213V211L177 212V210H176V208L174 207V209H173ZM172 211V212H173ZM180 211V212H181ZM186 211H187V209H186ZM185 211V212H186ZM187 212V214L189 213L190 214V212ZM83 212L85 213L84 215H83ZM104 212H106V211H104ZM113 212V211H112ZM133 212V213H134ZM202 212V211H201ZM228 212H230V211H228ZM91 213V212H90ZM137 213V212H136ZM175 213V214H176ZM192 213V212H191ZM199 213H200V211H199ZM199 213H198V215H197V212H196V215H193V213L192 214H190L191 216V218H190V221L193 219L194 220V218L196 217V216H200L199 215ZM4 214H6V213H0V229L3 231H1L0 232V235H2V233H5V234H8V231L9 232H11L12 230H14V225L16 224L14 221H16V220H14V218L12 219V220H7V219H5V216H3ZM8 214H9V212H8ZM173 214V213H172ZM209 214H210V212H209ZM98 215V214H97ZM105 215V214H104ZM174 215V214H173ZM177 215V214H176ZM181 216V218L182 217H186V215H184V216ZM206 215H208V214H206ZM108 216V215H107ZM121 216H123V214L121 215ZM180 216V215H179ZM188 216V215H187ZM193 216H194V218H193ZM18 217H20V216H18ZM17 217V218H18ZM105 217H106V215H105ZM126 217V216H125ZM173 217V216H172ZM171 217V218H172ZM189 217V216H188ZM188 217H186L187 219H188ZM95 218V217H94ZM178 218V215H177V217H175L173 220H175V219H177ZM180 218V217H179ZM180 218V219H181ZM199 217H196L195 218V220H196V222L199 220L198 219ZM200 218H202L201 216H200ZM102 219V218H101ZM100 219V220H101ZM179 219V220H180ZM14 220V221H13ZM18 220H19V218H18ZM88 220V219H87ZM91 220V219H90ZM172 220V222L174 223V221ZM182 220L183 221H187L186 219H184V218H182ZM181 220V221H182ZM12 221H13V223H14V225H12L13 223H12ZM96 221H98V219L96 220ZM96 221H94V222H96ZM106 221H107V223L106 224H110V223H112L111 221H109V223H108V220L106 219ZM114 221H116L115 219H114ZM113 221V222H114ZM121 221V220H120ZM180 221V222H181ZM182 221V222H183ZM93 222V221H92ZM171 222V224H172V226H173V223ZM176 222H177V220H176ZM103 223V221L100 223V221H99V224H102ZM116 223H118L117 221H116ZM178 223H179V221H178ZM178 223H176V225L178 224ZM36 224H34L35 226L34 227H38L39 228V226L40 225H36ZM86 224H88V225H86ZM98 224V223H97ZM190 224H192V221H191V223ZM96 225V224H95ZM139 225H141V227H142V224H139ZM175 225V226H176ZM179 225V224H178ZM177 225V226H178ZM227 225V224H226ZM112 226V224L111 225H109V226H105V228H104V230L106 229L107 230V227L109 228V227H111ZM117 225H115V227H116ZM59 227V228H58ZM88 227H89V229H88ZM91 227H93V226H91ZM97 227H99V225L97 226ZM180 227V226H179ZM13 228V229H12ZM100 228V227H99ZM175 229H174V231L176 230V227H174ZM11 231H10V230ZM16 229V228H15ZM39 229H41V228H39ZM46 230V232H44L45 230ZM51 229V230H52ZM95 229V228H94ZM96 229H98V228H96ZM137 229V228H136ZM44 230V231H43ZM104 230H102V232H104L105 233V235L107 234L106 232H109L108 230L105 232ZM6 231H7V233H6ZM14 231H16V230H14ZM54 231V230H53ZM88 231L90 232V233H88ZM101 230L99 229V230H97V232H98V234H99V232H100ZM164 231V230H163ZM87 232V233H86ZM204 232V231H203ZM14 233L15 232H12L11 234H13L14 235ZM54 233H56L55 231H54ZM53 233V234H54ZM64 233V231L62 232V234L64 235L65 234ZM86 233V234H85ZM103 233V234H104ZM4 234V235H5ZM44 234V235H45ZM50 234L51 235H49V237L50 236H52V237H54V235L52 234V232L50 231ZM60 234V233H59ZM88 234V235H87ZM94 234L97 236V233H95L94 232ZM94 234H93V236L91 235V237H94ZM110 234V233H109ZM109 234H107L108 236H109ZM199 234V233H198ZM206 234V233H205ZM240 234H241V232H240ZM3 235V236H4ZM43 235V234H42ZM48 235V234H47ZM46 235V236H47ZM62 235V236H63ZM102 235V234H101ZM104 235V236H105ZM106 235V236H107ZM163 235V234H162ZM165 235V234H164ZM3 236L1 237V238H3ZM9 236H10V234H9ZM9 236H7V238H9ZM12 236V235H11ZM57 236V235H56ZM75 237H77L76 235H74ZM100 236V235H99ZM103 236V235H102ZM175 236V235H174ZM201 236H202V234H201ZM5 237H6V235H5ZM45 237V236H44ZM48 237V238H49ZM60 237V236H59ZM71 237V236H70ZM73 237V236H72ZM75 237H73V238H75ZM82 238V239H83ZM95 238V237H94ZM54 239H55V237H54ZM81 239V241L80 242H78L77 243V241H72V239L71 240H67V239H64V240H66V241H64L63 240V242H62V238L59 240V242H61V243H59V242H57L56 241V245H57V243L59 244V246H60V244H61V246L65 249V250H62L60 253H63V255H62V258H64L65 256H64V251H67L68 252V254L66 255V253H65V255L66 256H71V255H69V253H71V254H73V261H70V259H68L67 261L68 262H64V260L65 259H62L61 261H60V259H58V258H60L59 256H61V254H59V256H57V260L55 259V260H53L50 256H52V254H50V253H48L47 254V251H48V249L45 247L44 249H42V250H44V251H42V250H40V245H39V250L37 249V247H35V249L37 250H35L36 252H37V255H38V253H39V255H38V257L39 258H37L36 259V261L37 262H35V264H86L87 263V261L89 260H87V257H84V259H86V260H84V261H86V263L85 262H83V259H82V257H80L77 253H78V251H81V252H85L84 250H86L84 247L86 246V243H83V240ZM86 239H88V238H86ZM127 239H128V237H127ZM127 239L126 240H124V241H127ZM2 240V239H1ZM57 240V239H56ZM236 240V239H235ZM234 240V241H235ZM44 242H45V239L43 240ZM46 241H48L47 239H46ZM90 241H91V238H90ZM224 241V240H223ZM233 241V240H232ZM231 241V242H232ZM4 242H5V239H4ZM3 242V243H4ZM51 242V244L53 245V243L52 242H54V240L53 241H49L48 242V244ZM93 242L94 241H92V243L90 242V244H93ZM123 242V241H122ZM136 242V241H135ZM134 242V246L133 247H135V245L136 246H138L136 243ZM149 242H151V241H149ZM149 242H147V243H149ZM152 242H153V240H152ZM229 242V241H228ZM3 243H1V245H0V261L2 260H4L3 259V257H5L6 255H4L3 254V249H5V247L3 246ZM42 243V246H43V242H41ZM40 243V244H41ZM47 243V242H46ZM88 243H89V240H88ZM87 243V244H88ZM139 243V242H138ZM147 243H145V245H147ZM188 243V242H187ZM230 243V242H229ZM54 244H55V242H54ZM90 244H88L89 246H90ZM141 244V243H140ZM172 244V243H171ZM175 244H176V242H175ZM213 243H211V245H212ZM51 245V246H52ZM83 245H85L84 247H83ZM87 245V246H88ZM94 245V244H93ZM93 245H91L90 247H92ZM122 245H124L125 246V243L124 244H122ZM143 245H144V243H143ZM143 245H141V247H137L138 249H136V250H139V248H141V250H142V246ZM151 245V244H150ZM155 245V244H154ZM172 245H174V244H172ZM209 243H208V247H209ZM211 245H210V248L211 249H215V247L217 248V246H216V244H213V248L211 247ZM41 246V247H42ZM48 246V245H47ZM58 246V247H59ZM86 246V247H87ZM88 246V247H89ZM123 246V247H124ZM149 246V245H148ZM33 247V248H34ZM57 247V246H56ZM61 247V248H62ZM80 247L81 248H84V250H82V249H80ZM88 247H87V250H89L90 249V247H89V249H88ZM122 247V246H121ZM133 247H131L132 249H133ZM14 248V247H13ZM16 248V247H15ZM51 248V251H52V247H50ZM97 248V247H96ZM136 248V247H135ZM134 248V249H135ZM148 249L150 248V247H147ZM143 249V250H147V253H145V251H144V253H143V250L140 252V253H138L137 255H139V257H140V255H141V259H142V261H144L143 259H145V258H147L146 257V255H145V257L143 258V256H142V254L141 253H143V254H147L148 255V257H150L149 256V252H148V249ZM151 248H153V247H151ZM210 248H207V250L208 249H210ZM221 249V247H218L215 251H213V250H211V252L213 251V253L214 252H216L217 254H218V252H217V250H219L220 251V249ZM7 249V248H6ZM5 249V250H6ZM54 249H56L55 247H54ZM94 249V248H93ZM120 249V248H119ZM133 249V250H134ZM155 249L157 250V248L155 247ZM45 250H47L46 251V253H45ZM57 250V249H56ZM117 250H118V247H117ZM10 251V250H9ZM12 251V250H11ZM33 251V250H32ZM51 251H49V252H51ZM59 251V250H58ZM150 251V250H149ZM158 251V250H157ZM221 251H222V249H221ZM234 251V250H233ZM250 251V250H249ZM248 251V252H249ZM252 251V252H251ZM250 252L252 253V255H253V252L254 251H256L257 252V250H251ZM262 250H260V252H261ZM8 252V251H7ZM36 252H34V254H36ZM81 252H79V253H81ZM137 252V251H136ZM153 252H154V249H153ZM152 250H151V254L150 255H152ZM247 252V251H246ZM255 252V253H256ZM260 252H258V255L257 256H260L259 255V253ZM264 252V251H263ZM263 252H261L260 254H262ZM9 253H11V252H8V254ZM57 253V252H56ZM135 253V252H134ZM250 253V254H251ZM50 254V255H49ZM58 254V253H57ZM75 254H77L76 256H75ZM87 254H89V253H87ZM86 254V255H87ZM117 254H119V252L117 253ZM215 254V253H214ZM232 254V253H231ZM248 254V253H247ZM257 254V253H256ZM256 254H254V255H256ZM4 255V256H3ZM56 255V254H55ZM104 255V254H103ZM136 255V254H135ZM237 255V254H236ZM8 256V255H7ZM245 256H247L246 255V253H245ZM257 256H255V258H254V261H256L255 259H256V257ZM18 257V256H17ZM221 257V256H220ZM248 257V256H247ZM91 258V257H90ZM92 258H94L93 256H92ZM162 258V257H161ZM252 259H253V257H251ZM262 258H263V256L261 257V260H262ZM67 259V258H66ZM95 259V258H94ZM127 259V258H126ZM125 259V260H126ZM148 260H149V258H147ZM153 259H155V258H153ZM173 259V258H172ZM251 259V261H253ZM72 260V259H71ZM124 260V261H125ZM135 260H137V259H134L133 260V262L135 261ZM139 260V259H138ZM147 260V263L150 261H148ZM194 260V259H193ZM259 260V258L257 257V261ZM264 260V259H263ZM8 261V260H7ZM124 261H122V262H124ZM140 262H141V260H139ZM139 261H138V263H139ZM256 261V262H257ZM5 262H6V260H5ZM13 262H15V260L13 261ZM90 262V261H89ZM88 262V263H89ZM118 262V261H117ZM133 262H131V263H133ZM145 262V264H146V260L144 261ZM189 262V261H188ZM259 262H261V261H259ZM259 262H258V264H259ZM264 262V261H263ZM10 263H12L11 262V260H10ZM16 263H18L19 264V262L17 261ZM16 263H13V264H16ZM87 263V264H88ZM92 263V262H91ZM130 262L129 263H127V264H131ZM142 264H144L143 262H141ZM140 263V264H141ZM153 262H151V264H152ZM195 263V262H194ZM6 264H7V262H6ZM8 264H9V262H8ZM90 264V263H89ZM119 264V263H118ZM121 264V263H120ZM136 264V263H135ZM148 264H150V263H148ZM160 264V263H159ZM192 264V263H191ZM260 264H263L262 262L260 263Z\"/></svg>","mask_w":264,"mask_h":264}]
</instances>
